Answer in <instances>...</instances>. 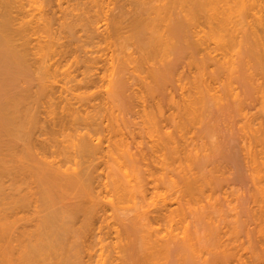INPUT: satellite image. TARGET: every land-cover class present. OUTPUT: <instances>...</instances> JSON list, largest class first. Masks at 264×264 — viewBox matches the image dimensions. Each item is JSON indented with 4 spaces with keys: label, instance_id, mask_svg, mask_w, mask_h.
Returning a JSON list of instances; mask_svg holds the SVG:
<instances>
[{
    "label": "rangeland",
    "instance_id": "rangeland-1",
    "mask_svg": "<svg viewBox=\"0 0 264 264\" xmlns=\"http://www.w3.org/2000/svg\"><path fill=\"white\" fill-rule=\"evenodd\" d=\"M4 1L5 0H2V1L0 0V4L3 3ZM55 1H56V3H55ZM65 1L66 0L63 1L64 3L62 2L64 5L63 7H65L66 4L68 6V2L67 1L65 2ZM117 1H121V0H117ZM122 1L124 2L125 0H122ZM138 1H139V3L144 2L143 0L142 1L138 0ZM238 1L239 0H188L187 3L189 5L186 4L188 7V10L186 9L184 11L185 12L184 15L187 13V18L184 15H182L183 19L181 18L183 25L185 22H187V25L185 24L184 27H188V29L187 28L185 29V30H188V32L187 31L185 32L186 33L185 38L187 37V41L184 44H185L186 48L183 46V49L186 50V51L183 50V54L185 55L184 60L186 63V64H184V65H186L184 68L186 70L183 69L182 71H184V72H182V73H185V74H183L184 76H178V77L182 78L181 82L179 81L180 83H176L178 79L176 81H174V83L170 84V85H172L169 87L170 90H169V88H167L166 91H168V93L165 94L164 92H166V91L164 90V92H162V96L158 95V92H159L158 90H156V91H158V92H156V91L152 90L154 88H151V90H150V87L146 86V84L149 81H151V79L147 80L148 78L147 79L145 78V81H147V83L144 82L143 79H141V78H144L141 75L145 76L146 72H147V71L145 72L143 69H147V67L149 68V66H147V64L150 66L152 64L151 63V57L153 54L149 56L148 53L145 54L144 51H146V50L144 48H141L142 50L143 49L144 50L143 51L140 50V52H137L136 48H135L134 49L135 54L132 55V53H134L133 52L134 50L132 49L133 46H131L130 44L135 45L136 43L132 39L128 38V35H127V34H129L127 32V31H129L128 26L126 27L128 30L124 27V29L126 31H123V27L122 28L120 27L122 29V32H121L122 34L120 32L119 33L122 36L120 34L119 35L117 34L116 37L114 36V37L108 39L112 42L107 43L108 42V40H107V41H104L102 43L101 42V41H103V40H101L102 36L99 37L100 36L99 33L104 31V30H100L102 28V26L104 27L102 29L106 28L104 26L105 25L104 23H106V21L104 22V20H103V23L102 22L100 23V21H97V24H94V25L92 22L93 21L92 17H94L93 15H96L97 11H101V8H99V7L96 8V6H94L98 10L93 9L94 8L93 7L92 9L94 11L89 10V11H91L90 12L91 14L87 13V15H85L84 10L81 9V12H84L85 16H88V14L90 15V16H88V18L90 17L92 19V20H89L92 22L91 27L93 26V28H97V29H99V31H101V32H99L98 30H95L97 34L94 35V37L92 39L95 41V42L92 41L95 43L94 44L86 36V35H89L90 39H91L92 32L94 31L91 27H89V29L93 30L90 33L91 35L88 33L87 30H86L87 34L85 33L86 31L83 33V30L81 31L82 33L78 32L79 26L81 24L77 26L78 28H74L75 32L77 31L79 33V36H81L80 38L77 37L78 36L77 32H76L77 35H75L74 30L72 31L73 33L68 31V33H66V35H65V32L62 33L63 31H61V29L63 28V26L61 27V25H59L61 23V22H59L60 19L62 21V18L65 19L66 16H68V17L70 16V18L68 20V22H69L72 16L68 15V13H69L68 11H67L68 13L66 12L67 15L65 14V12H64V14L59 12L62 15V17L60 16L59 13H57V16L59 19L57 17L55 19L59 20L58 21L59 24L57 25V21H55L56 23L53 22V24H52V21H53L52 20L50 26H52L51 28H53L55 25L60 26L59 28H57V26H55L56 28H54V30H55L54 32H55V34L60 32V34L62 33L64 35L61 34V36H56L57 35L56 34L55 37L63 38V36H64V38L61 39L62 41H60V42H65L66 49H68V47H72L71 49H76L75 51L74 50L71 51V49H68V50H70L68 52L71 53V57L73 56L72 54L74 52H75L74 55H76L77 57L79 56V58L81 60L79 64H81V62H83V60H84V59H81V58H84L83 57L84 53H81V54H79V53L84 52L86 49L89 48V47H87L89 45H86V39H87V42L89 41V43H87V44L92 43V44H90V46L92 48L94 47L95 50L92 49L91 47L90 48L92 50H94L95 53L98 55V56L94 57V54H95L94 53L93 58L99 57L100 54H101L100 56H102V55L104 56L105 52H107L106 53L107 55L105 54V56H108L109 53L111 54V53L115 52L114 48L117 49L119 44H120L119 51L116 52L115 54L119 55L121 53V51H123L122 52L124 54L123 57L128 58V59L125 58L124 60H128V62L132 61V64H134L132 66H135V68L132 66H129V67L137 69L136 67L140 68V66L142 64L143 67L141 66L140 69H142L143 70L142 72H144L145 74L141 73V75H139L140 74V73H138L140 71L139 68H138V70L133 69L134 72L132 74L131 73L132 69H130L131 71L127 74L128 78H129L128 82L131 83L132 81L134 82V80H135L136 83L134 82V84H133V82H132L131 85H133V86H130V87H132L133 89L129 87V90L131 89L133 91V93L135 92V94L133 95V93H132L133 97H131V95H130L131 99L129 98L127 103H126V100L123 101L122 102L123 104H121V105H120V103H121L120 101H119L120 103H118V102H116V100H114L115 103H113L114 102V101L112 102L113 99H110V98H109L110 101H108V99L105 97L104 94H103L104 95V97H103L101 93H98V91L100 90L98 87H97V89H96V87L90 88V89L89 88L86 89L84 87H83L84 88L83 89L81 87L82 89L78 88L79 90L77 88H76L77 89L76 90L74 87L76 92H74L75 96H74V94H73V96L76 98V96L78 95L77 97H79L80 99L78 98L79 100L78 99H72L71 100L72 95L69 96L67 93H69V91L71 92V90L72 91H74V90H73V88L71 90H69L67 88L71 87L73 84L72 85L70 84L71 86L69 85L66 87L65 83H64L66 81V78L61 76V78H59L60 81H62V83L59 81L60 85L59 84L58 85L54 84V86L49 85L50 88L52 87L54 90L56 88V90H55L56 92L58 90V86L61 87L58 90L60 92L56 93L51 88L50 90H53V93H54V94L53 93L51 94V93H49V92H51L49 90V88H47L45 86L47 84H44V87L42 86L43 84L37 85L40 87L39 88L40 92H38V88L37 89L35 88L37 86L33 87L36 92L35 91L28 92V93L35 92V94H33V93L30 94L32 96L33 100H32V98L30 99L31 96L28 93H26L27 95L25 98H27V100L24 98L25 100L22 99L20 101V102H22L24 100L25 102L23 101L22 104L18 105V102H19L18 101L17 104L15 103L16 105L14 104V107L16 109H19L17 107L21 106L22 109H24V110H21V107H20V109H19L20 111L13 108L14 109L13 113L10 112L11 113L10 114L8 112L9 115L12 116L11 119H14V120H11L12 122H8V124L15 122V119H17V117L19 118V116H20L23 118H20V120L18 119L19 122H17V120H16V122L19 123V125H16L17 123H15V125H13V124L8 125L7 122H5V124L2 125L1 122L7 121L8 118L5 115L6 113L5 114L0 113V127L2 126L0 128V131H1L0 132V136H1L0 137L1 138L0 139V141H1L0 142V158H1L0 166L2 165L0 167V181L3 180L0 183V185L2 184L0 186V190H1L0 191V197L2 196L0 199L1 200L5 199V200H3V203L0 200V210H2V211H0L1 212L0 214L2 215V216L0 215V264H25V263L26 264H39V263L40 264L41 263L42 264H46V263L54 264V262H55V264H62V263L63 264H66V263H68V264H73V263L74 264H106V263L109 264V262H111L110 264H113L114 262L116 264H264V199H261V201H260L261 203L258 204V206H256L248 214L241 215V216L237 215L234 212L228 211V209H227L228 203L224 202L223 199H220L221 202H219V203H217L216 200H212V205L207 206L206 211L200 212V214L198 213V216H197V214H195V211H196L195 209L198 208L201 204L203 205L205 202V197H204L205 193H203L204 192L203 189L205 188V187H203L204 183L203 182H199V183L195 182L192 184V183H190V181L188 180V177L186 176V173L190 172V169L192 168L191 166H193L192 155L194 153V146L192 145V141L196 140L195 139L196 138L195 137L196 136L195 126H193L194 125L193 121L195 119L193 118V116H202L203 114H204L203 116H241V115L242 116L243 115L244 116H247V115L253 116V119H255V120L251 123L252 126H250V127L253 129L254 135L256 133L258 134L257 130L258 129L260 130V128H262L260 126L261 124H263V127H264V44H262L263 40H264L263 39L264 38V27H263V25H264L263 24L264 23L263 22L264 21V0H252V1L251 0H249V1L248 0H244V1L241 0L245 4L242 2L239 4ZM38 2H39V5L42 4V1L38 0ZM53 2H54L55 7H56V4L58 1L53 0L52 3ZM123 2H120L121 5L118 4L119 6H121L123 8L120 7L121 8V9L119 8L120 11H119V9H117L116 13L119 14L118 12H120L119 15H121V13L123 12L122 14H124V16L126 13L127 18H126V16L122 17V18H124V19L126 18L125 21L127 22V19L130 20L129 17H131V20L134 23V21L140 17V16L139 17L137 16L136 19H134V17L137 14L140 15L139 14L140 10L138 7H139V5L141 6L142 3L141 4L138 3V6H137V5H134L137 3L136 0H134V2H132V0H127L124 2L125 4ZM33 3H35V2L33 1L32 4ZM52 3H49V5H51L52 7L51 6H49V8L47 7L49 10H50V8H55V7H53L54 4L52 5ZM131 3H134V4H131ZM44 4H45V0H44L42 5L44 6ZM127 4H129V5H127ZM39 5L37 4L36 6L39 7ZM126 5L131 7L132 9L135 7L134 8L135 11H139V13L132 10L134 13H131V14H133V16H131V14L129 12H132V11L129 7H127L128 9H130V10H128L129 11L128 12L126 7H125ZM130 5H132V6H130ZM133 5H134V7H133ZM146 5L147 4H145V5L143 4L142 6H145L147 8L151 7V5L150 6L149 5L146 6ZM45 6H48L47 3ZM0 7H1V5H0ZM136 7L138 9H136ZM80 8H81V6H80ZM124 8L126 9V11L122 10ZM2 9H0V11H2ZM48 9H46V7H45L46 11ZM55 9L57 10V8H55ZM92 12H94V13L96 12V14H94V13L92 14ZM127 12L130 14L129 17L127 15L128 14ZM100 13L102 14V12H100ZM116 13H114V14H116ZM73 14H76V13H73ZM147 14L152 15L150 12ZM147 14L144 16V18L147 16H148L147 18H149V15H147ZM64 15H65V17H64ZM119 15H117L118 16L117 19L120 18L121 16H123V15H121V16H119ZM74 17L76 18V16H73V18L71 19V22L73 19H75ZM101 17L103 18L102 15H101ZM151 17L149 19H151ZM258 17L262 19V22H263L262 24L259 23ZM81 18H83V16H81ZM149 19H148V22H149ZM185 19H186V21H185ZM75 20H77V19H75ZM131 20L128 21V22H130L129 26L131 25ZM183 20L185 22H183ZM71 22H69V24H71ZM84 22H85V20H84ZM91 22H89V26H90ZM94 22L96 23V20H94ZM98 22L102 26H100L98 24ZM126 22H124V20H123V23H126ZM128 22L126 24H123V23L122 24L127 25ZM62 23H64V22L62 21ZM82 24H83V22H82ZM257 24L259 25V27ZM161 25H165V22H164V24H161ZM161 25H160V27H161ZM65 26H66V24L64 25V27ZM67 26H69V25H67ZM95 26H97V27H95ZM119 26H121V25H119ZM80 27H83V26H80ZM51 28H50V31H51ZM86 28H88V27L86 26ZM161 28L163 29L165 27L162 26ZM81 29H85V27L81 28ZM56 30L58 32H56ZM65 30H67V29H65ZM118 30H119V28H118ZM154 30L156 31V29H154ZM157 30H160V28H157ZM69 32L71 33V35L69 34ZM89 32H90V30H89ZM117 32H115V34ZM161 32L162 31H160V33ZM53 33L52 34L49 33V34H51L50 36L53 37V35H54ZM105 33H106V31H105ZM112 33H113V30H112V32L111 31L109 32V35H111ZM148 33L149 32L147 30L146 34L149 35ZM68 34L71 36L70 38L73 40H71L68 37L69 36ZM72 34H74L75 36ZM102 34L103 33H101V35ZM115 34L113 33V35H115ZM123 34L126 36V38L123 36ZM150 34H151V32H150ZM58 35H59V33H58ZM97 35L99 37L98 38L99 40L96 38ZM188 35H189V37H188ZM66 36L68 37L69 41H66L67 40V39H65ZM72 36L74 38H72ZM82 37L85 39H83ZM120 37H122V38L119 39ZM146 37H149V36L144 35L145 40L142 39V41L144 40V43H146V42L149 43L148 40L146 41V39H148ZM150 37H149L150 39L153 38L152 35ZM79 39H80V41H78ZM82 39L85 41H83ZM118 39H119V41H118ZM76 40H77V42H74ZM129 40H130V42H129ZM98 41H100V43ZM125 41H127L128 43ZM131 42H134L135 44L131 43ZM97 43L102 44V45L106 44V45L100 46V45H97ZM66 44H69V46L67 45L68 46L67 47ZM112 44H113V47H112ZM94 45H96V47L99 46L98 48L102 49V50L104 49V51H102V50L96 51V47ZM126 45H128V46H126ZM81 46H83V47H81ZM125 46L127 48H125ZM129 46H130L131 50H130V48H128ZM135 46H137V45H135ZM146 46H147V48H146ZM146 46H143V47H145L147 49V52H150V54H151V50L148 51L149 46L148 45H146ZM84 47L86 48L85 50H84ZM78 48H79L80 52L78 51ZM150 48H153V47L150 46ZM80 49H82V50H80ZM91 49H88V52H89L88 57L90 55L92 56ZM109 49H111V51ZM139 49H137V50L139 51ZM90 51H91V54H90ZM124 51H126V52L124 53ZM128 51H130V52L132 51V52L128 53ZM155 51H157V50H155ZM98 52H101V53L98 54ZM143 52L145 55H143ZM153 52L154 51L152 49V53ZM237 52H238V54H237ZM125 54H126V56H125ZM136 54L137 55L139 54L138 57L136 56ZM80 55H82V56H80ZM127 55H129V56L132 55V56H130V58H134L136 60H134V61L130 60V58ZM134 55L136 58L133 57ZM147 55L150 57V59ZM154 55H156V54L154 53ZM157 55H158V53H157ZM120 56H118V57L123 58L122 54ZM146 56L148 59L146 58ZM139 57H140V59H139ZM156 57L153 56V59H152L153 63L155 62ZM85 58H87V57H85ZM74 59L77 60L76 57H73L72 60L70 59V63H72V61H74ZM142 59L144 62L142 61ZM147 60H150L151 64L148 63ZM70 63L66 68H63V69L66 70L70 66ZM233 63L236 65H234ZM76 64H78L77 61H76L75 65ZM75 65H74V67L71 68L72 70H70V71H74L75 67L78 68L81 66V65L80 66H78V65L75 66ZM229 67L232 68V70L235 69V67H236L237 72L233 71V73H231L230 72L231 69L229 70ZM247 70H248V72H247ZM148 71H149V69H148ZM135 72H136V75L138 74L137 76L140 78H137V76L134 74ZM251 72H252V74H254L253 76H252V74L249 76V74ZM245 73L249 77L252 76V78L249 79L250 83H248V80H247L248 76ZM76 74H78V72L72 73V75H76ZM134 77H135V79H134ZM178 77H176V78H178ZM253 77H255V78H253ZM252 79L253 80L255 79V82ZM67 81H68V78H67ZM237 83H239V85L241 87L240 89H242V92L239 90L240 91L239 97H237L238 95L234 96L238 92V91H236V88H237L236 86L238 85ZM173 84L176 86H174ZM66 85H68V83ZM143 85H144V88H143ZM151 86L154 87L153 85H151ZM145 87H146V90L149 88L151 96H152V93L153 94L155 92L157 93L156 97L155 96L152 97V98L155 97L156 99L155 98L152 99L150 97V95L148 93L149 90L145 91ZM172 87H174V88H172ZM34 89H31V90H34ZM62 89L64 91H65V89H66V91L68 90V92L65 93V95L68 96V99H67V97L63 96L64 91H62ZM42 90H45V92L43 91V93H41ZM47 90H49V91H47ZM90 90H92L91 91L92 93L89 92ZM230 90H232V91H230ZM94 91H96V93H98V95H100L102 98L99 99V96H97L98 99H97V97H94L95 99L89 98L90 95H92V94L94 95V93H95ZM47 92H48V94H47ZM144 92H147V93L145 94ZM232 92L235 94L231 95V94H233ZM44 93H46V95H44ZM85 93H87L88 95H86ZM163 93L165 95H163ZM49 94H51V96L53 95L52 98H54L55 100L52 99L51 97H50L51 100L44 99V96L47 97V96H49ZM60 94L63 97H59ZM159 94H160V92H159ZM28 95H29V97H27ZM96 95L97 94H95L94 96H96ZM154 95H156V94H154ZM83 96L84 97L86 96V97L84 98ZM34 97H35V99H34ZM47 98H49V97H47ZM65 98L67 99L66 101H65ZM31 100H32V102H31ZM53 100L55 102H53ZM100 100H102L103 102ZM61 101H62V103H61ZM30 102L35 103V104H31ZM108 102H109V104H108ZM117 103H118V105L114 106V104L116 105ZM24 104H25V106H24ZM71 104H73V105H71ZM103 104L108 108H106ZM22 105L24 106V108ZM109 105H110V107H109ZM112 106L115 107V109H117V108L120 109V111L119 110L114 111V109H112ZM97 107H98V109H97ZM101 107H103V108L101 109ZM31 108L32 109L35 108V109H33L34 111H32ZM78 108H80V109H78ZM36 109H37V111H36ZM100 109L103 111H100ZM121 109L123 111H121ZM25 110H28V111H26V112H28V114L25 112ZM93 110H95V111H93ZM105 110H107V111H105ZM112 110L115 112V113H113V114H115L114 118H113V116H111L112 113H110V112H113ZM240 110H242V111L244 110V111L240 112ZM21 111H22V113H20ZM69 111H71L70 114L74 113L72 118H69V117H71V115L70 116L68 115ZM86 111L89 113V115H91L90 117H92V118L94 117L93 120H95V119L98 120L95 122H100V123L99 124L93 123V121H91L92 119L88 116V113H86ZM89 111L90 112L93 111L95 113L91 112L92 113L91 114ZM118 111L120 114L118 113ZM76 112H79L81 114L76 113ZM99 112H101L103 117L99 114ZM104 112H105V114H104ZM106 112H108V113H106ZM244 112H245V114H242ZM25 113L28 117L25 116ZM75 113L79 114L80 117L77 118L78 117L77 116V117H75L77 119H74ZM109 113H110V115H109ZM121 113H122V116H121ZM246 113H247V115H246ZM1 114H3L4 116ZM18 114H22L23 116L18 115ZM116 114H117V116H116ZM9 115H8V117H9ZM14 115H15V118H14ZM31 115H32V117H31ZM81 115L83 116V118L87 116L88 119H85V120L83 119V121L80 120L79 122H77L80 118H82ZM96 116H99V119ZM109 116H111L112 118H110ZM118 116H119V120H118V118L115 119V117H118ZM2 117L3 118L5 117L7 119L3 120ZM108 117H109V119H108ZM26 118H27V120L29 118V120L27 121ZM69 119H71V120H69ZM101 119H103L102 122H101ZM110 119H112L113 122H111ZM114 119L116 121H114ZM22 120H24V121H22ZM45 121H46V123H45ZM81 121L87 122V123H84L85 126L80 125L82 123ZM40 122H41V124H39ZM261 122H263V123H261ZM20 123L21 124L25 123L24 124L25 126L21 125ZM33 123H34V125H33ZM88 123L91 126H89ZM74 124H76V125H74ZM101 124H102V126H100ZM5 125L9 126V127L16 126L15 128H17V131L19 130L18 132H20L19 135H18V133H16L17 135H14V133L16 131L15 132L13 131L14 132L13 133L11 131L12 128H9V127L7 128ZM11 125H13V126H11ZM35 125L37 127H35ZM93 125H94V127H93ZM20 126H22L23 128ZM26 126H28V127H26ZM45 126H46V128H45ZM33 127L35 129H33ZM39 127L40 128L43 127V128L40 129ZM5 128L7 129L6 131H5ZM15 128H14V130H15ZM25 129L28 131V132L25 131L28 134H26L24 131H22ZM8 130L11 131V135L16 139H14L10 135ZM34 130L37 132H34ZM246 130L248 132H246ZM246 130H244V136L248 135L249 137H251L250 135H253V132H250L249 129H246ZM42 131H44V132H42ZM205 131H203V132H205ZM209 131H211V130L209 129ZM209 131H208V133H209ZM41 132L43 135L41 134ZM8 133H9V135H8ZM208 133L206 132V133H204V135L208 134ZM4 134L6 135V138H5ZM24 134H25V136H23ZM235 134L237 135V137H240L243 134V132L237 131ZM7 135H8V138H7ZM19 136H21L22 139ZM26 136H30L31 139L29 137L26 138ZM88 138L89 139L91 138L89 140L90 142L89 141L87 142ZM8 139L10 140V143H9V141H7ZM28 139H29V141L27 142ZM213 139H215V138H213ZM16 140H17V142H19V144H17ZM22 140L23 141L26 140V141L21 142ZM83 140H84V142L85 141L86 142L84 143ZM212 140L210 138L209 141H212ZM213 141H215V140H213ZM39 142H41V143H39ZM42 142L44 144H42ZM1 143L2 144L7 143V144H5L7 146L2 145ZM11 143H12V146L14 145V148L17 147V149L13 148L16 151L18 150L17 152H15L14 150L10 151L12 149V146L10 145ZM45 143L47 145H45ZM26 144H28L27 148L25 146ZM48 144H49V148H47ZM84 144H86V145L90 144V146L93 144L92 147H94L95 149L93 148L92 149L93 152H90L91 147H90V149L88 147L89 145L86 147H83V146H85ZM97 144H100L101 148H99L100 146L98 147ZM123 144H125V146H123ZM15 145H17V146L15 147ZM77 145H79V146H77ZM81 145H83V146H81ZM3 146H5L6 149L8 146H11V147H9V149H7L8 150L7 151L6 149L2 148ZM22 146H25L24 147L25 149H23ZM29 146H30V148H29ZM31 146L34 147L33 149H35V150H33ZM44 147H46V149H48V150H46ZM87 147L89 150L86 149ZM96 147H98L99 149H97ZM123 147L127 148L126 150H124V152L122 151V149H124ZM41 148H43V149H41ZM83 149H85V150H83ZM120 149L124 154H122V152H120ZM1 150H3V152L6 151V152H10V153L9 154L4 153L5 155L8 154L7 156H5ZM30 150H32V151H30ZM41 150L42 151L45 150V151L42 152ZM95 150H97V151L101 150V151H103V153L101 154L100 151L96 152ZM114 150L116 151V153ZM251 150L253 152H255V154H256V157H255L256 167L253 169V175L257 176L256 178H258L257 181L260 183V185H264V164H263L264 146L261 144L255 143L252 146ZM22 151H25V153H27V155ZM39 151L42 152V154H44V155L40 154ZM80 151H82V152H80ZM83 151H84V153H83ZM20 152H21V155H20ZM32 152H34L35 154ZM37 152H39V154ZM107 152L108 153L111 152V153L107 154ZM128 152H129V155H126ZM11 153H13L15 155L13 156V154H11ZM92 153H94V154H92ZM120 153L123 155V157L121 156ZM23 154L25 155L24 156L25 159L27 158L26 160H23V158H24L22 156ZM110 154L113 155L116 159H118L117 162H116V159L113 158ZM16 155L18 157H16ZM82 155L84 158L82 157ZM116 155H117V157H116ZM46 156H49L48 157L49 160L47 159ZM85 156H86L87 160H89V161L86 160ZM110 156L115 160L113 161V159H111ZM127 156L128 157L130 156V157L128 158ZM3 157H5V158H3ZM9 157H11L10 160H12V161H10L8 159ZM14 157H15V159L20 158L19 161L14 160ZM90 157H92V158L90 159ZM28 158H30V159L28 160ZM38 158H40V159H38ZM122 158H124V159H122ZM45 159H46V161H45ZM125 159H127V162L124 161ZM51 160L52 161L54 160L52 162V164L48 163V162H51ZM92 160H93V162H92ZM95 160H96V162L99 163V164L97 163L99 165V167L96 165ZM8 161H9V164L11 165L10 167L8 166L7 163H6L7 165L4 164L5 162H8ZM14 161H16V162H14ZM36 161L38 162V165H37ZM80 161L82 162L81 164H80ZM119 161L121 164L119 163ZM217 161H216L217 165L220 166L219 167L220 169L221 168L225 169L228 166V162L226 163V161L222 158L221 159L218 158ZM13 162L15 163V165L12 164ZM54 162H55V164H54ZM83 162L86 164H84ZM87 162L88 163L90 162L89 164L91 166H93L95 164L94 166H97V167L91 168L90 165L85 166L88 164ZM17 163H18V165H17ZM24 163L26 166L24 165ZM45 163H48L50 165V168H52L53 170H54V168H55V170L57 169L58 172H59V169H60V172L63 171L64 173H68V175L70 172H72V173H70L71 175L66 176V177L70 178L69 180L71 182L74 180V177L76 176L75 173H77L79 175V171H81L80 177H82L84 175L86 178V181L84 180L85 178L83 176L84 179L79 178L81 180V182L79 181L78 183L81 184L83 181H85L87 183L83 182V184H81V185H79L78 183H77V185L74 183L73 184L78 186L79 191H81L80 189H82V191L85 190L83 193L80 192L81 194H84L83 196H85V197L80 196L81 194L79 193V191L77 192L75 190L77 193H79L80 198H79L78 194L76 193L77 197L72 196V197H74V199H72V197L68 195V194L71 195L70 191L72 190L71 189L72 187H69L67 184L68 181H66V180H68V179H65L64 174L59 172L60 174H63V179L60 178L63 181L58 180L60 177V174L50 170V172H53L52 174L55 173L56 177H58V179H57V178H55V175L53 176L54 177L53 180L56 179L55 181H57V183L54 181V183H52V184L59 185L61 183L62 186L64 185V187H65L63 189L61 184L59 185V186H61V191H62L61 192L59 189L60 187L58 188L59 191H56L57 186L53 185L56 188V190L55 189L54 190L59 193V196L62 195V198L60 197L61 200H59V201L61 202L62 200H64V197L66 200V201L64 200L65 202L62 201V203L59 202V205H58L57 201L59 198L57 199V196L54 198V195H57V193L54 190H52L53 188H49L52 186V185H50L51 182L49 183V181L53 177H51L52 175H50L51 173L49 172V169H48V171H46L47 168L49 167V165L48 164L45 165ZM117 163H119V165ZM3 164H4V166H3ZM127 164L129 167H127ZM212 164H213L212 167H214V165H215L214 162ZM12 165H13V167L14 166H16V167L12 168ZM39 165H42L41 166L42 169H43V165H44L45 169L43 170V172L41 171L42 169L40 168ZM58 165H60V167ZM80 165L82 167H80ZM120 165H122V166L119 167ZM17 166H20V167L18 168ZM37 166H38L39 170H38ZM57 166H58V168H57ZM27 167H28V169H27ZM30 167H31V169H30ZM71 167L72 168L76 167L75 171H74V169L71 170L72 169ZM78 167L80 170L78 169ZM83 167H84V169H83ZM89 167H90V169H89ZM4 168L5 169L8 168V170L6 169L4 171ZM21 168L23 169V172L21 170H19ZM33 168H34V170H33ZM122 168L125 171H123ZM11 169H13V170H11ZM15 169H17V170H15ZM65 169H66V171H65ZM82 169H83V172L85 174L82 172ZM88 169L90 170V172L92 170L93 171L95 170L94 172L92 171L93 176H94L93 179H92V174H90L91 176H89V178L87 177L88 174L86 172L89 171ZM2 170L5 173L2 172ZM25 170L28 172V174H27V172H25ZM31 170H33V171L31 172ZM67 170L68 171L71 170V171L68 172ZM7 171H9V172H7ZM10 171H14V172H10ZM15 171H16V174H13V173H15ZM18 171H20L21 173ZM126 171H128V172H126ZM6 172H7V174H6ZM47 172H49L50 174H46ZM19 173H20V176H19ZM22 173H25L26 175L22 174ZM36 173H37V175H36ZM125 173L129 174L128 177ZM1 174H3V175L6 174V176H3ZM217 174H219V173H216V175ZM21 175H22V177H21ZM47 175H50L51 178H48L49 176L47 177ZM15 176H16V178H15ZM45 176L47 178H44ZM12 177H14L13 178L14 180L12 179ZM25 177H27L28 179ZM22 178H24V180ZM42 178L44 179V181ZM41 179L44 182V184L47 186V188H49L50 190L44 188L46 186L44 184H42L43 182L41 181ZM75 179H78V176ZM82 179H83V181H82ZM21 180H23V182ZM126 180H128V181H126ZM27 181H29V182H27ZM35 181H36V183H35ZM45 181H46V183L48 182V184H46ZM129 181H130V186L128 185ZM37 182H38V184L40 183L39 184L40 186L38 185L39 187L38 186L36 187ZM12 183H13V185H12ZM221 183L223 185H227V181H225V180L220 182V185H221ZM65 184L67 186H65ZM118 184H119V186H121V188H119V189H117L119 187ZM125 184L128 185L129 188L128 187L126 188ZM69 185H72V183L71 184L69 183ZM82 185L84 186V189L82 188L83 187ZM76 186L73 188V190L77 188ZM88 186H89V188H88ZM13 187L16 190V192L19 191V194H18V192L16 194ZM66 187H68L67 188L68 190L66 189ZM10 188H12L14 190L13 191L14 194L12 192V189H10ZM39 188H40V190L43 188L44 191H45V189L48 191H45V192L42 190L40 191ZM9 189L11 190L10 192L8 191ZM65 189H66V193L69 192L66 196L64 194ZM115 189L118 190L117 192H119V190H121V189H123V191L126 189V191L123 193V192H121L122 191L121 190L120 191L121 193H117ZM36 190H37V192H33ZM73 190L71 191L72 194L75 192ZM50 191L53 195L48 194V193H50ZM23 192H25L26 194L28 193V194L26 195ZM42 192L47 193L48 195H46V194L43 195ZM60 192L62 194H60ZM31 193H32V195H31ZM3 194H5V196ZM38 194H40L41 197H43V198H41V197L39 198ZM76 194L74 193V195H76ZM6 195H8V196H6ZM9 196L12 198L14 197L16 200L14 198L10 199ZM27 196L30 197V199L32 197V200L30 201L29 198L26 199ZM47 196H49V197H47ZM51 196L54 198L53 201L51 199ZM68 196L70 198L66 199ZM19 197L20 198L22 197V198L20 199ZM45 198H46V200L51 199L50 201H52V204L50 203V201H48V200L46 201L48 204H51L52 208L54 207L53 208L54 211H53L51 206L50 207L48 206L49 207L48 210L50 211V208H51V211L53 212V214L51 212L52 216L55 215V218H57V216L59 217V215L61 213H59L60 211H58V210H60L62 208V210H65V212L61 211V212H63V214L64 213L67 214L68 211H69L68 214L71 213L70 214L71 216L68 214L67 215L70 217L71 220L70 219L69 220L73 223V225H72V223H69L70 221L68 219H66V217H68V216L64 217V215L62 214V216L65 219L61 216H60L61 219L57 218L58 221L54 218H53L54 220H52V218H50L52 220L51 222H53V223L56 220L55 222L59 224L57 226H60L62 224V226H61L62 228L56 229L57 226H54L53 223H50L51 225L47 227L46 222L49 219H47V221H46L45 220L46 218L44 215L48 213L47 214V216H48L50 213H49V211L47 212V209H46V211L44 209L45 206H47V204L45 202ZM76 198L79 202L82 200L83 203L80 202V204H81L80 205L79 203H77L78 201L75 202L74 200H76ZM263 198H264V196H263ZM70 199H72V200H70ZM37 200H39V201H37ZM12 201L15 204L11 203ZM42 201H43V203H42ZM54 201L57 202L58 206L53 205L55 203ZM68 201H71V202L73 201L72 203L75 202L73 205L70 202L73 207H71L70 205L68 208L63 206V205H65V203L69 204ZM89 201L93 202V203H91L89 205ZM200 201H201V203H200ZM28 202L29 203L32 202V203L29 204ZM87 202H88V204H87ZM41 203L43 205H45V204L46 205L44 207H42ZM10 204H11V206H10ZM18 204L21 205V207L23 209L20 206H18ZM38 204H40V206H38ZM68 204L66 206H68ZM22 205H24V206H22ZM31 205H33V206H31ZM12 206H13V208L11 209ZM25 206H29L30 208H32V207H35V208L34 209L32 208L31 210H29L28 209L29 207H25ZM85 206H87V207H85ZM95 206H96V208H95ZM39 207H41L42 211H39V209H40ZM55 207H57V209H58L57 212L55 210L56 209ZM63 207H65L67 209H65V208L63 209ZM88 207L90 208L89 210L86 209ZM17 208H18V210H17ZM74 208H77V209H75V212H74ZM81 208H84V209L82 210ZM6 210H8V211H6ZM33 210H35V213ZM76 211H78V212H76ZM86 211L89 212V215L85 214ZM90 211H92V212H90ZM45 212H47V213H45ZM55 212L59 213V215L54 214ZM80 212H82V214ZM88 212H86V213H88ZM23 213H25V214H23ZM31 213L35 214V216ZM39 213L42 214L43 216L42 215L39 216L40 215ZM77 213L79 215H77ZM72 215H73V217H72ZM49 216L52 217L51 215H49ZM195 217L196 218L202 217V224L200 226H195V224H194V218ZM35 218L37 219V221ZM40 218L41 219L45 218V219H44V221L42 220V222H41ZM5 219L7 220V222ZM38 219H39V222H38ZM59 219H60V221H59ZM62 219L64 220V223L65 222L67 223V221H69L68 222L69 225L71 224L69 228H73L75 230L77 228V230L75 231L73 229H69L70 230L69 231L67 229V227L69 225L67 226L66 223L63 224ZM17 221L20 223H18ZM22 221L23 222L26 221L27 224L23 223ZM89 222H91V223H89ZM37 223H39V224H37ZM40 223H43V225L47 228H49V227L54 228L53 229L54 233L51 230V232L53 233L51 235V238H50L51 241L49 240V238H47L48 239L47 241H49L48 244H50L51 247H50V245L45 244L47 242L46 237L50 235V233H49L50 229L47 230V228H46L47 233H49V235H48L47 233L44 232V231H46L45 227L43 228V225L41 226ZM88 224H90V225H88ZM91 224L93 225V227L91 226ZM39 225L42 228L40 227V229H39ZM63 225L66 228L65 227L63 228ZM37 226H38V228H37ZM87 227H88V230H87ZM61 229H62V233H65V229H67V231H68V233L67 232L66 233L69 234L68 235L69 237L65 238L66 241L63 238L64 234L62 235L60 232ZM79 229H80V232H78ZM71 230H72V232H71ZM73 231L78 233V234L75 233L76 234V238L74 237L75 239L73 238V236H75ZM57 232H59L62 237L59 236L60 234L58 235ZM32 234L35 237L32 236ZM81 234H82V236H80ZM7 235H8V237H7ZM38 235L39 236L44 235L46 237H44L45 238L44 239V238H42L43 236L39 237ZM57 235L59 236L58 237L59 239L61 237L65 241V242L62 241V239L61 240L57 239L58 241L55 240V242L61 241L60 243H62V244L58 243L60 248L57 246H54L55 242L53 239H55V237H57ZM64 236H67V235L65 234ZM78 236H80V237H78ZM26 237H28V239ZM38 237L41 239V240H39V243L37 241ZM77 237H78V241L76 240ZM29 238H31V239H29ZM24 239H25V241H24ZM42 239L45 240V242L43 244L41 241H44V240H42ZM67 239L70 243L67 242ZM70 239H73L75 241V244H73L74 242L71 243L72 240H70ZM28 240H30V241H28ZM34 241L35 242L37 241L36 245H35ZM40 242H41V245H43L41 247L39 245ZM32 244H34V246H35V248H34L35 251H33L32 250L33 248H31V247H33ZM37 244L39 245V247H37ZM71 245H74V248H73L74 250L72 249L73 246H71ZM44 246H45V249L43 248L42 253H40L39 251ZM52 246H53V248H52ZM47 247H48V249H51V250L53 249V250L52 251L48 250V249L46 250ZM22 248H23V250H22ZM38 248L39 249L41 248V249L39 250ZM57 248H58V250H57ZM70 249H72V250H70ZM32 251H33V253H32ZM56 251H58V252L55 253ZM46 252L47 253L49 252V254H46ZM76 252L78 253V255H76L77 254ZM29 253H30V255H29ZM68 253H72V254H70L71 256ZM42 254H44V255L46 254V256L43 255V257H42ZM73 254L75 256H73ZM79 255L82 257L80 258ZM23 256H25V257H23ZM26 257H29V258H26ZM72 257H74V258H72ZM50 258H52V259H50ZM31 259H32V261H31ZM61 259H62V261H60ZM68 261H70L71 263H69ZM73 261H75V262H73ZM20 262H22V263H20Z\"/></svg>",
    "mask_w": 264,
    "mask_h": 264
},
{
    "label": "bare ground",
    "instance_id": "bare-ground-1",
    "mask_svg": "<svg viewBox=\"0 0 264 264\" xmlns=\"http://www.w3.org/2000/svg\"><path fill=\"white\" fill-rule=\"evenodd\" d=\"M2 1V0H1ZM35 2V3H33L32 4V2ZM39 1H42V4H43V2H44V0H39ZM52 1L53 0H45V4H44V6L41 4V5H39V2H38V0L36 1V0H5L3 3H1L0 5H1V7H0V9H2V11H0V113H6L5 115L7 116V118H3V120L5 119H7V121H4V122H1L2 123V125L3 124H5V122H7V124H8V122H12L11 120H14V119H11L12 118V116H10L9 115V113L11 112V113H13V108H15L14 107V104L16 103L17 104V102H18V105L19 104H22L23 103V101L26 99L27 100V98H25L26 97V93H28V92H30V91H35V89L33 88V87H35V86H37V85H42L43 87H44V84H47V85H45L47 88H49V90L52 88H50V86L49 85H53L54 86V84H56V85H58L60 82L62 83V81H60V79L59 78H61V76L62 77H64V78H66V81L64 82L65 83V86L67 87V86H69L70 84L72 85H70L71 87H68L67 89H69V90H71L72 88H73V90L74 91H72L71 90V92L69 91V93H67L68 92V90L66 91V89H65V91L62 89V91H64V97H67V99H68V96H66L65 95V93H67L69 96L70 95H72V98H71V100L72 99H78L79 97H77L76 96V98L74 97L75 96V93L74 92H76L75 91V89L77 88H80V89H82L83 87L84 88H95L96 87V89H97V87L100 89L99 91H98V93H101L102 94V96L104 97V95H105V97L108 99V101H110L109 100V98L110 99H113L112 100V102L114 101V100H116V102H118V103H120V105L121 104H123L122 102L123 101H125L126 100V103L128 102V100H129V98L131 99V97H133V95L135 94V92L133 93V91L130 89L129 90V87L130 86H133V85H131V83L133 82H131V83H129L128 82V80H129V78H128V76H127V74L131 71L130 69H132V71H131V73L133 74V69L135 68V66H132V65H134V64H132V61L131 62H128V60H124L125 58L126 59H128L127 57H123L124 56V54L122 53L123 51H121V53L119 54V55H116L115 53L116 52H118L119 51V46H120V44H119V46H118V50L117 49H115L114 48V50H115V52H113V53H109V55L108 56H105V54L107 53V52H105L104 53V56L102 55V56H100L101 54V52L102 51H104V49L102 50V49H99L98 47H96V45H94L95 47H96V51H100V50H102L101 52H98V54H100L99 55V57H96V58H93V54L95 53V49H94V47L92 48L91 46H90V44H92V43H94L95 41L94 40H92L93 39V37H94V35H96L97 33H96V31L95 30H98L99 31V29H97V28H93V26L91 27V25H92V22H93V25L94 24H97V21H100V23L102 22L103 23V20H104V22L106 21V23H104L103 25L106 27L105 29H102V28H104L99 22H98V24L100 25V26H102V28L100 29V30H104V31H99V32H101V33H103L102 35H101V33H99V37H101L102 39L101 40H103V41H101L102 43L104 42V41H107L108 39H110V38H112V37H116L117 36V34L119 35L121 32H122V27H123V31H126L125 29H124V27L126 28L127 26L129 27V31H127L129 34H127L128 35V38L129 39H132L134 42H131V43H134L135 45H137V46H135V45H133V44H130L131 46H133L132 47V49L134 50L135 48H136V51L137 52H140V50L141 51H143L144 49L146 50V51H144L145 52V54H149V56L150 55H152V57H151V63H150V60H147L148 61V63H150L151 64V66L150 65H148L147 63V66H149V68L147 67V69H143L145 72H146V75L144 76V75H141V73H143V74H145L144 72H142L143 70L142 69H140L141 68V66L143 67V65L141 64V66H140V68L139 67H136L137 69H134V70H138V68H139V72L138 73H140L139 75H141V76H143L144 78H141V79H143L144 80V82H146L147 83V81H145V78L147 79V80H149V79H151V81H149L147 84H146V86L147 87H150V90H151V88H154V89H152V90H154V91H156V90H158L159 92H160V94H159V92L158 91H156V92H158V95H161L162 96V92H164V90L166 91L167 90V88H169L170 86H172V85H170V84H172V83H174V81H176L177 79V82L176 83H180L181 82V80H182V78L181 77H178V76H184L183 74H185V73H182V72H184V71H182L183 69L184 70H186L184 67L186 66V65H184V64H186L185 63V55L183 54V50H185V49H183V46L185 47V42L187 41V37L185 38V32L187 31L188 32V30H185L186 28L188 29V27H184V25L186 24L187 25V22H185L186 21V19H185V21L183 20V22H185L184 23V25H183V23H182V20H181V18H182V15H184V11L187 9L188 10V7H187V5H189L187 2H188V0H143L144 2L142 3L141 1V3H142V5L144 4H147L146 6H150L151 5V7H149V8H147V7H145V6H140L139 5V10H140V13H139V11H135V7H134V5H137L138 6V3H139V1L138 0H136V4H134V3H131V4H134L133 5V9L131 8V7H129V6H127V5H129V4H127L125 7H126V9H127V11L128 10H130L131 9V11L132 10H134L135 12H137V13H139L140 15H134L135 17H134V19H136V17L138 16H140L139 18H137L135 21H134V23L132 22V20H131V17H129L130 16V14L131 13H134L133 11L132 12H127L128 14V17L130 18V20H131V25L129 26V24H130V22H128V21H130L129 19H127V22H128V24L127 25H123V24H126L127 22L125 21V19L127 18V16H126V13H125V16H126V18L124 19V18H122V17H125L124 16V14H122L121 13V15H123V16H121V15H119L120 14V12H118L119 14H117L116 13V10L117 9H119L121 6H119L118 4H120V2H123L122 0L121 1H117V0H66L67 2H68V6H67V4H66V6L65 7H63L64 5H63V1L64 0H57L58 2H57V4H56V7H55V4H54V2L52 3ZM65 1V2H66ZM125 1H127V0H125ZM124 1V2H125ZM244 1V0H243ZM249 1V0H248ZM252 1V0H251ZM63 2V3H62ZM76 2V3H75ZM123 2V3H124ZM132 2H134V0H132ZM242 1L241 0H239L238 1V3L240 4ZM39 5V7L38 6H36L37 4ZM46 3H47V5L48 6H45L46 5ZM49 3H52V5L54 4V6L53 7H55V8H57V10L55 9V8H50V10L48 9L49 8V6H51V5H49ZM55 3H56V1H55ZM141 3H139V4H141ZM242 3H244V2H242ZM125 4V3H124ZM187 4V5H186ZM245 4V3H244ZM121 5V4H120ZM243 5V4H242ZM34 6V7H33ZM80 6H81V8H80ZM94 6H96V8L97 7H99V8H101V11H97V14H96V12L94 13V12H92V14L94 13V14H96V15H93L94 17H92V19H93V21L91 22V21H89V20H92L90 17L88 18V16H90L89 14H88V16H85V15H87V13H90L91 11H94L93 9H96ZM118 6V7H117ZM130 6H132V5H130ZM187 8H186V7ZM241 6V5H240ZM36 7V8H35ZM45 7H46V9H48L47 11L45 10ZM48 7V8H47ZM52 7V6H51ZM94 7V8H93ZM127 7H129L130 9H128ZM34 8V9H33ZM93 8V9H92ZM121 8H123V7H121ZM120 8V9H121ZM137 7H136V9H138ZM54 9V10H53ZM81 9H83L84 10V12H85V15H84V12H81ZM120 9H119V11H120ZM126 9L124 8V9H122V10H124V11H126ZM82 10V11H83ZM89 10H91V11H89ZM96 10H98V9H96ZM100 10V9H99ZM70 13H68V12ZM87 11V12H86ZM63 13L64 14V12H65V14L67 15V13H68V15H71L72 17H71V19L73 18V16H76V18L75 19H77V20H75V19H73L72 20V22H71V19H70V21L69 22H71V24H69V22H68V20H69V18H70V16L68 17V16H66V20L64 19V18H62V21L64 22V23H62V21H61V19H60V21L58 20L59 18H58V16H57V13ZM67 12V13H66ZM81 12V13H80ZM100 12H102V14L100 13ZM151 13L152 15H149V14H147V13ZM188 12V11H187ZM59 13V14H60ZM73 13H76V14H73ZM114 13H116L117 15H119V16H121L120 18H118L117 19V15L116 14H114ZM91 14V13H90ZM136 14V13H135ZM149 15V18L151 17V19H149V18H147V17H145L144 18V16L145 15ZM101 15L103 16V18L101 17ZM60 16L62 17V15L60 14ZM59 16V17H60ZM80 16V17H79ZM81 16H83V18H81ZM85 16V17H84ZM131 16H133V14H131ZM186 18H187V13L184 15ZM58 18L57 20L55 19V18ZM64 17H65V15H64ZM78 17V18H77ZM259 18V17H258ZM263 18V17H262ZM55 19V20H54ZM66 21H64V20ZM81 19V20H80ZM85 20V22H84V20ZM148 19H149V22H148ZM183 19V18H182ZM53 20V21H52ZM94 20H96V23L94 22ZM123 20H124V22H126V23H123ZM51 21H52V24H53V22L54 23H56L55 21H57V25L59 24L58 23V21L59 22H61L59 25H61V27L63 26V30L61 29V31H63L62 33H64L65 32V35H66V33H68V31H70L71 33H73L72 31L74 30V28H78L77 26L78 25H80V26H83V27H80L79 26V30H78V32H80V33H82L81 31L83 30V33L87 30L88 31V33L90 34L91 33V31H93L92 32V36H91V39H90V36L89 35H86L88 38H89V40L92 42V41H94V42H92V43H90V44H87V43H89V41L87 42V39H86V45H89V46H87V47H89L88 49H94V50H92L91 49V51H92V56L90 55L91 54V51H90V56L88 57V49H86L85 47H84V52H80L79 51V48H78V51L80 52L79 54H81V53H84L83 55V57L84 58H81V59H84L83 60V62H81V64H79L80 63V58H79V56L77 57L76 55H74V53L72 54L73 56L71 57V53L70 52H68V51H70V50H68V49H71L72 47H68L69 46V44H66V46L68 47V49H66V47H65V42H60V41H62L61 39H63L64 38V36H63V38H57V37H55V35L56 36H61V34H60V32H58L57 30H56V32H58L59 33V35H58V33H56L55 34V30H54V28H56L55 26H57V25H53L54 27L53 28H51L52 26H50V24H51ZM74 21V22H73ZM83 22V24H82V22ZM87 21V22H86ZM91 22L90 23V26H89V22ZM164 22H165V25H161V24H164ZM264 22V21H263ZM262 22V19L261 18H259V23L260 24H262L263 23ZM87 25H86V24ZM123 23V24H122ZM133 23V24H132ZM258 23V24H259ZM66 24V28L64 27V25ZM85 24V25H84ZM257 24V25H258ZM264 24V23H263ZM67 25H69V26H67ZM119 25H121V26H119ZM160 25H161V27L163 26V27H165V28H161L160 27ZM86 26L88 27V28H86ZM119 26V27H118ZM261 26V25H260ZM60 26H57V28H59ZM85 27V29H81V28H84ZM89 27H91L93 30H91V29H89ZM95 27H97V26H95ZM99 27V26H98ZM121 27V28H120ZM258 27H259V25H258ZM262 27V26H261ZM263 27H264V25H263ZM50 28H51V31H50ZM100 28V27H99ZM118 28H119V30H118ZM157 28H160V30H157ZM65 29H67V30H65ZM81 29V30H80ZM110 29V30H109ZM117 29V30H116ZM127 29V28H126ZM154 29H156V31L154 30ZM162 29V30H161ZM60 30V29H59ZM89 30H90V32H89ZM109 30V31H108ZM112 30H113V33L115 34V32H117L115 35H113V33L111 34V35H109V32L111 31L112 32ZM116 30V31H115ZM121 30V31H120ZM128 30V29H127ZM148 30V34L149 35H147L146 34V31ZM150 30V31H149ZM87 31L85 32L86 34H87ZM105 31H106V33H105ZM108 31V32H107ZM159 31V32H158ZM160 31H162L161 33H160ZM54 32V33H53ZM69 32V34L71 35V33ZM77 32V31H76ZM76 32H75V30H74V33H75V35H77L78 34V36L77 37H81V36H79V33L77 32V34H76ZM95 32V33H94ZM120 32V33H119ZM150 32H151V34H150ZM49 33H53L54 35H53V37L52 36H50L51 34H49ZM46 34V35H45ZM68 34V35H69ZM122 34V33H121ZM120 34V35H121ZM62 35H64V34H62ZM68 36L69 38L71 37V36ZM72 35H74V34H72ZM74 35V36H75ZM84 35V34H83ZM91 35V34H90ZM144 35L145 36H151L152 35V39H150L149 37H146V38H148V39H146V41L148 40L149 41V43H147L146 41V43H144V40H145V38H144ZM85 36V37H86ZM111 36V37H110ZM122 36V35H121ZM123 36L126 38V36L123 34ZM67 37V36H66ZM65 37V39H67L66 41H69V39H68V37L66 38ZM76 37V38H77ZM98 37V35L96 36V38L98 39L99 38ZM188 37H189V35H188ZM72 38H74L73 36H72ZM83 38V37H82ZM122 37H120L119 39H121ZM263 38V37H262ZM71 39V38H70ZM78 39V38H77ZM83 39H85V38H83ZM82 39V40H83ZM95 39V38H94ZM119 39H118V41H119ZM142 39H144L143 41H142ZM264 39V38H263ZM262 39V40H263ZM71 40H73V39H71ZM99 40V39H98ZM112 40V39H111ZM131 40V41H132ZM78 41H80V39L78 40ZM83 41H85V40H83ZM97 41V40H96ZM121 41V40H120ZM261 41V40H260ZM74 42H77V40L76 41H74ZM99 43H100V41H98ZM109 42H112V41H110V40H108V42L107 43H109ZM115 42V41H114ZM125 42H127V41H125ZM129 42H130V40H129ZM84 43V42H83ZM128 43V42H127ZM262 43V42H261ZM95 44V43H94ZM262 44H264V40H263V43ZM84 45V44H83ZM97 45H100V46H103L102 44H98L97 43ZM106 45V44H105ZM104 45V46H105ZM111 45V44H110ZM115 45V44H114ZM146 45H148L149 47H148V51H150L151 50V54H150V52H147V46ZM77 46V45H76ZM108 46V45H107ZM126 46H128V45H126ZM125 46V48H127ZM135 46V47H134ZM143 46H146V48L145 47H143ZM150 46L151 47H153V48H150ZM155 46V47H154ZM78 47V46H77ZM81 47H83V46H81ZM91 47V48H90ZM109 47V46H108ZM111 47V46H110ZM112 47H113V44H112ZM111 47V48H112ZM76 48V47H75ZM99 50H98V49ZM103 48V47H102ZM107 48V47H106ZM121 48V47H120ZM128 48H130V46L128 47ZM140 48V49H139ZM141 48H144L143 50L141 49ZM150 48V49H149ZM186 48V47H185ZM188 48V47H187ZM137 49H139V51L137 50ZM152 49H153V53H152ZM72 50H76V49H71V51ZM80 50H82V49H80ZM108 50V49H107ZM110 51H111V49H109ZM113 50V49H112ZM126 50V49H125ZM130 50H131V48H130ZM155 50H157V51H155ZM77 51V52H78ZM87 51V52H86ZM94 51V52H93ZM106 51V50H105ZM186 51V50H185ZM76 52V53H77ZM126 51H124V53H125ZM130 51H128V53H129ZM132 52V51H131ZM130 52V53H131ZM134 53H132V55L133 54H135V50L133 51ZM144 52H143V55H145L144 54ZM103 53V52H102ZM127 53V54H128ZM142 53V52H141ZM154 53L156 54V55H154ZM157 53H158V55H157ZM87 56H86V55ZM96 54V53H95ZM94 54V57L95 56H98L97 54L95 55ZM118 54V53H117ZM122 54V57L123 58H119L118 56H120ZM186 54V53H185ZM237 54H238V52H237ZM107 55V54H106ZM132 55H130V56H132ZM139 55V54H138ZM138 55L136 54V56L138 57ZM142 55V54H141ZM80 56H82V55H80ZM125 56H126V54H125ZM129 58H130V56L129 55H127ZM148 56V55H147ZM147 56H146V58H147ZM148 56V57H149ZM153 56L154 57H156V59H155V62L153 63L152 61V59H153ZM73 57H76L77 58V60L76 59H74V61L76 60L77 62H78V64H76L75 65V63H76V61L74 62V61H72V63H70V59L72 60L73 59ZM85 57H87V58H85ZM121 57V56H120ZM133 57H135V55L133 56ZM79 58V59H78ZM136 58V57H135ZM187 58V57H186ZM138 59V58H137ZM139 59H140V57H139ZM148 59V58H147ZM149 59H150V57H149ZM130 60H136V59H134V58H130ZM129 60V61H130ZM146 60V59H145ZM140 61V60H139ZM142 61H143V59H142ZM141 61V62H142ZM146 61V62H147ZM250 61V60H249ZM140 62V63H141ZM144 62V61H143ZM69 63H70V66L66 69V70H64L63 68H66L68 65H69ZM83 63V64H82ZM138 63V62H137ZM75 66H80V67H75V70L74 71H70V70H72L71 68L72 67H74V65ZM131 64V65H130ZM234 64V63H233ZM238 64V63H237ZM140 65V64H139ZM234 65H236V64H234ZM129 66H132V67H134V68H130ZM137 66V65H136ZM145 68V67H144ZM148 69H149V71H148ZM232 70V68H230L229 67V70ZM230 70V72L231 73H233V71H235V72H237L236 70V67H235V69H233L232 71ZM75 72H78V74H76V75H72V73H75ZM247 72H248V70H247ZM135 75H136V72L134 73ZM246 74V73H245ZM252 74V72L249 74V76ZM138 75V74H137ZM136 75V76H137ZM247 75V74H246ZM254 74H252V76H253ZM248 76V75H247ZM248 76V83H250L249 81V79L250 78H252V76L251 77H249ZM176 77H178V78H176ZM256 77V76H255ZM255 77H253V78H255ZM67 78H68V81H67ZM133 78V77H132ZM137 78H140V77H138L137 76ZM180 78V79H179ZM134 79H135V77H134ZM133 79V80H134ZM246 79V78H245ZM140 80V79H139ZM138 80V81H139ZM142 80V81H143ZM253 80V79H252ZM60 81V82H59ZM180 81V82H179ZM254 82H255V79L253 80ZM68 83V85H66L67 83ZM134 82H135V80H134ZM134 82H133V84H134ZM143 82V83H144ZM136 83V82H135ZM145 84V83H144ZM231 84V83H230ZM233 84V83H232ZM238 85L236 86L237 88H236V91H238L237 92V94H235V93H233V94H231V95H234V96H237V97H239V95H240V91L242 92V89H240L241 87H240V85H239V83H237ZM60 85V84H59ZM64 85V84H63ZM151 85H153L154 87H152ZM174 85V84H173ZM49 86V87H48ZM174 86H176V85H174ZM74 87H75V89H74ZM82 87V88H81ZM180 87V86H179ZM36 89L38 88V92H40L39 91V86H37V87H35ZM61 87H59L58 86V90L60 89ZM83 88V89H84ZM130 88H132V87H130ZM143 88H144V85H143ZM172 88H174V87H172ZM171 88V89H172ZM31 89H34V90H31ZM53 89V88H52ZM76 89V90H77ZM133 89V88H132ZM232 89V88H231ZM234 89V88H233ZM238 89V90H237ZM49 90H47V91H49ZM54 90V89H53ZM53 90H50L51 92H49V93H53ZM55 90H56V88H55ZM54 90V92H56ZM57 90V92H60V91H58ZM79 90V89H78ZM93 90V89H92ZM92 90H90L89 92H91ZM147 90H149V88L147 89ZM146 90V87H145V91H147ZM150 90H149V95L151 94L150 93ZM162 90V91H161ZM169 90H170V88H169ZM235 90V89H234ZM240 90V91H239ZM43 91L45 92V90H42V92L41 93H43ZM61 91V92H62ZM86 91V90H85ZM129 91V92H128ZM131 91V92H130ZM135 91V90H134ZM230 91H232V90H230ZM235 91V92H236ZM36 92V91H35ZM35 92H31V93H33V94H35ZM56 92V93H57ZM73 92V93H72ZM87 92V91H86ZM95 92V93H94ZM93 93H94V95L95 94H97L96 96H94L93 94L92 95H90V97L89 98H94V97H97V96H99V99L100 98H102L100 95H98V93H96V91H94ZM152 92V91H151ZM154 93V94H156V95H154L153 93H152V96L150 95V97L152 98L153 96H157V93ZM31 93H28L29 95L31 94ZM55 93V94H56ZM72 93V94H71ZM92 93V92H91ZM129 93V94H128ZM132 93H133V95H132ZM145 94L147 93V92H144ZM165 94H167L168 93V91H166V92H164ZM163 93V95H165ZM239 93V94H238ZM47 94H48V92H47ZM51 94H49V96H47V97H49V98H47V97H45L44 95H46V93H44V99H49V100H51V98H52V96H51ZM54 94V93H53ZM73 94H74V96H73ZM86 95H88L87 93H85ZM90 94V93H89ZM104 94V95H103ZM29 95L27 96V97H29ZM130 95H131V97H130ZM148 95V94H147ZM146 95V96H147ZM31 96V95H30ZM34 96V95H33ZM57 96V95H56ZM61 94H60V96L59 97H63ZM92 96V97H91ZM160 96V97H161ZM167 96V95H166ZM51 97V98H50ZM74 97V98H73ZM84 97V96H83ZM86 97V96H85ZM84 97V98H85ZM88 97V96H87ZM148 97V96H147ZM149 97V98H150ZM154 97V98H155ZM159 97V96H158ZM25 98V99H24ZM32 98V96L30 97V99ZM58 98V97H57ZM56 98V99H57ZM70 98V97H69ZM154 98H152V99H154ZM163 98V97H162ZM22 99H24L22 102H20ZM29 99V98H28ZM34 99H35V97H34ZM52 99H54V98H52ZM60 99V98H59ZM64 99V98H63ZM62 99V100H63ZM66 98H65V101L67 100ZM80 99V98H79ZM78 99V100H79ZM95 99V98H94ZM93 99V100H94ZM97 99H98V97H97ZM105 99V98H104ZM156 99V98H155ZM32 100H33V98H32ZM32 100H31V102H32ZM41 100V99H40ZM55 100V99H54ZM53 100V102H55ZM83 100V99H82ZM103 100V99H102ZM102 100H100V101H102ZM106 100V99H105ZM35 101V100H34ZM33 101V102H34ZM57 101V100H56ZM104 101V100H103ZM102 101V102H103ZM120 101V102H119ZM25 102V101H24ZM30 102V103H31ZM48 102V101H47ZM64 102V101H63ZM68 102V101H67ZM106 102V101H105ZM29 103V104H30ZM37 103V102H36ZM61 103H62V101H61ZM113 103H115V101L113 102ZM112 103V104H113ZM118 103L115 105L114 104V106H117L118 105ZM125 103V102H124ZM15 104V105H16ZM31 104H35V103H31ZM105 104V103H104ZM103 104V105H104ZM108 104H109V102H108ZM17 105V106H18ZM28 105V104H27ZM70 105V104H69ZM71 105H73V104H71ZM111 105V104H110ZM110 105H109V107H110ZM23 106V105H22ZM24 106H25V104H24ZM24 106H23V108H24ZM29 106V105H28ZM33 106V105H32ZM105 106V105H104ZM21 107V106H20ZM20 107H17V108H19L20 109ZM68 107V106H67ZM100 107V106H99ZM106 107V106H105ZM120 107V106H119ZM122 107V106H121ZM94 108V107H93ZM103 107H101V109H102ZM106 108H108V107H106ZM16 109V108H15ZM19 109H16V110H19ZM27 109V108H26ZM32 109V108H31ZM33 109H35V108H33ZM32 109V111H34ZM76 109V108H75ZM78 109H80V108H78ZM77 109V110H78ZM96 109V108H95ZM97 109H98V107H97ZM100 109V111H103V110H101ZM112 109H114V111L115 110H119L120 111V109H115V107H113L112 106ZM123 109V108H122ZM121 109V111H123ZM21 110H24V109H22V107H21ZM68 110V109H67ZM20 111V110H19ZM26 111H28V110H25V112ZM36 111H37V109H36ZM65 111V110H64ZM82 111V110H81ZM93 111H95V110H93ZM93 111H91V112H93ZM105 111H107V110H105ZM110 111V110H109ZM113 111V110H112ZM110 112V113H115V112ZM119 111H118V113H119ZM242 110H240V112H241ZM244 111V110H243ZM242 111V112H243ZM9 112V113H8ZM16 112V111H15ZM68 112V111H67ZM90 112V111H89ZM90 112V113H91ZM239 112V113H240ZM10 113V114H11ZM20 113H22V111L20 112ZM27 114H28V112H26ZM26 113H25V116H27L26 115ZM30 113V112H29ZM39 113V112H38ZM71 113V111H69V113H68V115L70 116L71 115V117H69V118H72L73 117V114L74 113H72V114H70ZM76 113H79V112H76ZM75 113V115H74V119H77V118H79L80 116H79V114H81V113H79V114H76ZM86 113H88L87 111H86ZM93 113H95V112H93ZM106 113H108V112H106ZM110 113H109V115H110ZM24 114V113H23ZM84 114V113H83ZM82 114V115H83ZM92 114V113H91ZM98 114V113H97ZM96 114V115H97ZM99 114L103 117V115L101 114V112H99ZM104 114H105V112H104ZM111 114V116H113V118H114V116H115V114H113L112 115ZM120 114V113H119ZM118 114V115H119ZM242 114H245V112L244 113H242ZM1 115H3V114H1ZM8 115H9V117H8ZM13 115V114H12ZM16 115V114H15ZM15 115H14V118H15ZM18 115H22V114H18ZM66 115V114H65ZM81 115V116H82ZM99 115V116H100ZM108 115V114H107ZM204 115V114H203ZM193 116V118L195 119H193L194 121V125L193 126H195V133H196V140H193L192 141V145L194 146V153H193V155H192V164H193V166H191L192 168L190 169V172H188V173H186V176L188 177V180L190 181V183H199V182H203L204 183V186L203 187H205L203 190H204V192L203 193H205V202H204V204L202 205H200L198 208H196L195 210V214H197V216H198V213L200 214V212H205L206 211V209H207V206H210V205H212V200H216L217 201V203H219V202H221V200L220 199H223V201L224 202H226V203H228V205H227V209H228V211H231V212H234V213H236L237 215H246V214H248L250 211H252L256 206H258V204H260L261 202V199H264L263 198V196H264V185H260V183L257 181V179L258 178H256L257 176H255V175H253V169L256 167V161H255V157H256V154H255V152H253L252 150H251V148H252V146L256 143H258V144H261V145H263L264 146V127H263V124H261L260 126L262 127V128H260V130L258 131L257 129V132H258V134L256 133L255 135H254V132H253V129L250 127V126H252V122L255 120V119H253V116H248L247 115V113H246V115L247 116ZM240 115V114H239ZM4 116V115H3ZM23 116V115H22ZM78 116V117H77ZM88 116L90 117L91 115H89V113H88ZM99 116H96V117H98V119H99ZM111 116H109L110 118H112ZM116 116H117V114H116ZM121 116H122V113H121ZM17 117V116H16ZM28 117V116H27ZM31 117H32V115H31ZM38 117V116H37ZM75 117H77V118H75ZM109 117H108V119H109ZM20 118H23V117H20L19 116V118L17 117V119H15V122H13V123H10V124H13V125H15V123H17V122H19V120H20ZM91 119V121H93V123H96V124H99L100 122H95V121H98V120H93L94 119V117L92 118V117H90ZM105 118V117H104ZM116 118H118V120H119V116L118 117H115V119ZM10 119V120H9ZM19 119V120H18ZM33 119V118H32ZM40 119V118H39ZM38 119V120H39ZM42 119V118H41ZM83 119L85 120V119H88L87 118V116L86 117H84L83 118V116H82V118H80L77 122H79L80 120H82L83 121ZM114 119V121H116ZM121 119V118H120ZM253 119V120H252ZM2 120V119H1ZM16 120H17V122H16ZM26 120H27V118H26ZM28 120H29V118H28ZM27 120V121H28ZM69 120H71V119H69ZM89 120V121H90ZM102 120L103 119H101V122H102ZM111 120V122H113V120L112 119H110ZM22 121H24V120H22ZM26 121V122H27ZM31 121V120H30ZM81 121V122H82ZM87 121V120H86ZM88 121V122H89ZM21 122V121H20ZM42 122V121H41ZM41 122L39 123V124H41ZM80 122V123H81ZM23 123V122H22ZM35 123V122H34ZM34 123H33V125H34ZM38 123V122H37ZM45 123H46V121H45ZM84 123H87V122H82L80 125H84L85 126V124ZM90 123V122H89ZM88 123V124H89ZM105 123V122H104ZM103 123V124H104ZM115 123V122H114ZM261 123H263V122H261ZM10 124H8V125H10ZM21 124V123H20ZM25 124V123H24ZM24 124H21V125H23V126H25ZM70 124V123H69ZM91 124V123H90ZM89 124V126H91ZM116 124V123H115ZM13 125H11V126H13ZM16 125H19V123H17ZM30 125V124H29ZM37 125V124H36ZM35 125V127H37ZM74 125H76V124H74ZM87 125V124H86ZM6 126V125H5ZM4 126V127H5ZM43 126V125H42ZM99 126V125H98ZM100 126H102V124L100 125ZM118 126V125H117ZM120 126V125H119ZM248 126V127H247ZM2 127V126H1ZM0 127V128H1ZM7 128L9 127V126H6ZM16 126H14V127H9V128H12V132L14 131H16L15 133H14V135H17L16 133H18V135H19V133L20 132H18L17 131V128H15ZM18 127V126H17ZM20 127H22V126H20ZM26 127H28V126H26ZM25 127V128H26ZM93 127H94V125H93ZM14 128H15V130H14ZM19 128V127H18ZM23 128V127H22ZM40 128V127H39ZM38 128V129H39ZM41 128H43V127H41ZM40 128V129H41ZM45 128H46V126H45ZM33 129H35L34 127H33ZM37 129V130H38ZM39 129V130H40ZM49 129V128H48ZM209 129L211 130V131H209ZM246 129H249V131L250 132H253V135H250L251 137H249L248 135H245L244 136V130H246ZM7 129L5 128V131H6ZM10 130V129H9ZM8 130V131H9ZM29 130V129H28ZM206 130V131H205ZM252 130V131H251ZM11 131H9V133H10V135H11ZM22 131H26V132H28L26 129L25 130H22ZM21 131V132H22ZM203 131H205V132H203ZM208 131H209V133H208ZM237 131H242L243 132V134L240 136V137H237V135L235 134ZM1 132V131H0ZM23 132V133H24ZM25 132V133H26ZM33 132V131H32ZM34 132H37V131H35L34 130ZM42 132H44V131H42ZM42 132H41V134H42ZM47 132V131H46ZM208 133V134H205L204 135V133ZM246 132H248L247 130H246ZM9 133H8V135H9ZM12 133V134H13ZM2 134V133H1ZM22 134V133H21ZM20 134V135H21ZM26 134H28V133H26ZM30 134V133H29ZM35 134V133H34ZM40 134V133H39ZM40 134V135H41ZM5 135V134H4ZM3 135V136H4ZM8 135H7V138H8ZM43 135V134H42ZM45 135V134H44ZM208 135V136H207ZM212 135V136H211ZM12 136V135H11ZM23 136H25V134L23 135ZM31 136V135H30ZM30 136H26V138H30L31 139V137ZM39 136V135H38ZM248 136V137H247ZM1 137V136H0ZM13 137V136H12ZM17 137V136H16ZM20 138H21V136H19ZM36 137V136H35ZM42 137V136H41ZM40 137V138H41ZM215 138V139H213V138ZM217 137V138H216ZM5 138H6V135H5ZM10 138V137H9ZM14 138V137H13ZM12 138V139H13ZM39 138V137H38ZM210 138H211V140L213 139V140H215V141H209L210 140ZM1 139V138H0ZM14 139H16V138H14ZM18 139V138H17ZM22 139V138H21ZM25 139V138H24ZM85 139V138H84ZM91 139V138H90ZM89 138H88V140H87V142L90 140ZM33 140V139H32ZM31 140V141H32ZM40 140V139H39ZM38 140V141H39ZM81 140V139H80ZM7 141H9V143H10V140L8 139ZM19 141V140H18ZM26 140H22L21 142H25ZM29 141V139L27 140V142ZM1 142V141H0ZM16 142H17V140H16ZM20 142V143H21ZM46 142V141H45ZM81 142V141H80ZM79 142V143H80ZM83 142H84V140H83ZM86 142V141H85ZM84 142V143H85ZM90 142V141H89ZM3 143V142H2ZM1 143V144H2ZM39 143H41V142H39ZM93 143V142H92ZM122 143V142H121ZM5 144H7V143H5ZM5 144H2V145H5ZM17 144H19V142H17ZM22 144V143H21ZM42 144H44L43 142H42ZM81 144V143H80ZM11 146H12V143L10 144ZM24 145V144H23ZM27 145L28 144H26L25 146H26V148H27ZM32 145V144H31ZM45 145H47L46 143H45ZM85 146H83V145H81V146H83V147H86V146H88L89 147V149H90V147H91V151L90 152H93L92 151V149L94 148V147H92V145L90 146V144H88V145H86V144H84ZM98 145V147L100 146V144H97ZM117 145V144H116ZM5 146H7V145H5ZM5 146H3L2 148H4V149H6V147ZM11 146H8L7 147V149H9V147H11ZM17 145H15V147H16ZM25 146H22V148L23 149H25L24 147ZM34 146V145H33ZM44 146V145H43ZM52 146V145H51ZM77 146H79V145H77ZM115 146V145H114ZM123 146H125V144H123ZM127 146V145H126ZM19 147V146H18ZM32 147V146H31ZM41 147V146H40ZM47 147V146H46ZM46 147H44L45 149H46ZM88 147L86 148L87 150H89L88 149ZM98 147H96L97 149H99V148H101V146L98 148ZM14 145L12 146V149L10 150V151H12V150H14V149H17V147L16 148H14ZM21 148V147H20ZM29 148H30V146H29ZM34 147H32V149H33ZM47 148H49V144H48V147ZM109 148V147H108ZM120 148V147H119ZM124 149H122V151L124 152V150H126L127 148L126 147H123ZM6 149V150H7ZM41 149H43V148H41ZM52 149V148H51ZM95 149V148H94ZM113 149V148H112ZM121 149H120V152H122L121 151ZM33 150H35V149H33ZM46 150H48V149H46ZM83 150H85V149H83ZM103 150V149H102ZM2 152H3V150H1ZM8 151V150H7ZM15 152H17L16 150H14ZM30 151H32V150H30ZM42 151V150H41ZM43 151H45V150H43ZM42 151V152H43ZM78 151V150H77ZM96 152H98V151H100L101 152V154L103 153V151H101V150H95ZM115 151V150H114ZM128 151V150H127ZM14 152V153H15ZM22 152H24L25 153V151H22ZM40 152V151H39ZM39 152H37L38 154H39ZM42 152H40V154H42ZM47 152V151H46ZM80 152H82V151H80ZM86 152V151H85ZM89 152V151H88ZM89 152V153H90ZM95 152V153H96ZM105 152V151H104ZM122 152V154H124ZM4 153H10V152H3V154ZM32 153H34V152H32ZM83 153H84V151H83ZM109 153H111V152H109ZM108 152H107V154H109ZM115 153H116V151H115ZM126 153V152H125ZM2 154V153H1ZM2 154V155H3ZM8 154H4L5 156H7ZM11 154H13V153H11ZM26 155H27V153H25ZM35 154V153H34ZM37 154V155H38ZM92 154H94V153H92ZM121 154V153H120ZM121 154V156L123 157V155ZM3 155V156H4ZM15 154H13V156H14ZM19 155V154H18ZM20 155H21V152H20ZM42 155H44V154H42ZM84 155V154H83ZM83 155H82V157H83ZM111 155V154H110ZM126 155H129V152L126 154ZM10 156V155H9ZM23 157L25 156L24 154L22 155ZM21 156V157H22ZM30 156V155H29ZM28 156V157H29ZM90 156V155H89ZM113 158H115L113 155H111ZM110 156V158L111 159H113L112 157ZM120 156V155H119ZM12 157V156H11ZM11 157H9L8 159L10 160V158ZM16 157H18L17 155H16ZM27 157V156H26ZM37 157V156H36ZM39 157V156H38ZM43 157V156H42ZM47 157V159H48V157L49 156H46ZM88 157V156H87ZM94 157V156H93ZM116 157H117V155H116ZM128 157V156H127ZM126 157V158H127ZM130 157V156H129ZM128 157V158H129ZM3 158H5V157H3ZM84 158V157H83ZM85 158H86V156H85ZM92 157H90V159H91ZM99 158V157H98ZM218 158H222V159H224L225 161H226V163L228 162V166L225 168V169H220L219 167L220 166H218L217 165V159ZM7 159V158H6ZM20 159V158H19ZM19 159H15V157H14V160H18L19 161ZM27 159V158H26ZM25 159V157L23 158V160H26ZM30 158H28V160H29ZM38 159H40V158H38ZM42 159V158H41ZM89 159V158H88ZM97 159V158H96ZM116 159V158H115ZM115 159H113V161L115 160ZM122 159H124V158H122ZM0 160H1V158H0ZM27 160V161H28ZM32 160V159H31ZM49 160V159H48ZM86 160H87V158H86ZM117 160L118 159H116V162H117ZM130 160V159H129ZM5 161V160H4ZM3 161V162H4ZM10 161H12V160H10ZM17 161V162H18ZM35 161V160H34ZM39 161V160H38ZM42 161V160H41ZM45 161H46V159H45ZM54 161V160H53ZM52 160H51V162H48V163H51L52 164V162H53ZM87 161H89V160H87ZM98 161V160H97ZM125 162H127V159H125L124 160ZM217 161V162H216ZM1 162V161H0ZM14 162H16V161H14ZM12 163V164H14L15 165V163ZM21 162V161H20ZM78 162V161H77ZM76 162V163H77ZM86 162V161H85ZM91 162V161H90ZM89 162V163H90ZM92 162H93V160H92ZM95 162H96V160H95ZM130 162V161H129ZM214 162V167H212V163ZM8 164V166L10 167L11 165L9 164V161L8 162H5L4 164ZM22 163V162H21ZM36 163H37V165H38V162L36 161ZM40 163V162H39ZM48 163H45V165L46 164H48ZM79 163V162H78ZM82 162L80 161V164H81ZM84 163V162H83ZM88 163V162H87ZM87 164V165H85V166H89L90 164ZM98 162H96V165L99 167V163L97 164ZM119 163H120V161H119ZM119 163H117L118 165H119ZM133 163V162H132ZM131 163V164H132ZM4 164H3V166H4ZM6 164V165H7ZM20 164V163H19ZM28 164V163H27ZM32 164V163H31ZM42 164V163H41ZM54 164H55V162H54ZM84 164H86V163H84ZM121 164V163H120ZM263 164H264V158H263ZM17 165H18V163H17ZM24 165H25V163H24ZM33 165V164H32ZM35 165V164H34ZM49 165V164H48ZM77 165V164H76ZM75 165V166H76ZM95 165V164H94ZM93 165V166H94ZM123 165V164H122ZM122 165H120L119 167H121ZM2 166V165H1ZM0 166V167H1ZM22 166V165H21ZM26 166V165H25ZM36 166V165H35ZM40 166V168H41V166L42 165H39ZM54 166V165H53ZM59 167H60V165H58ZM58 166H57V168H58ZM79 166V165H78ZM91 166L90 165V167L91 168H96L97 166ZM14 167H16V166H14ZM13 167V165H12V168H14ZM18 168L20 167V166H17ZM80 167H82L81 165H80ZM90 167H89V169H90ZM126 167V166H125ZM127 167H129L128 166V164H127ZM3 168V167H2ZM37 168H38V166H37ZM70 168V167H69ZM72 168V167H71ZM76 168V167H75ZM75 168H72L71 170H73L74 169V171H75ZM87 168V167H86ZM85 168V169H86ZM7 170H8V168H6ZM5 168H4V171L6 170ZM27 169H28V167H27ZM30 169H31V167H30ZM42 169V168H41ZM45 169V167H44V165H43V169L41 170L42 172H43V170ZM48 169H49V172H50V170H52L53 172H56V173H59L60 172V169H59V172L57 171V169L55 170V168H54V170L52 169V168H50V165H49V167L47 168V170L46 171H48ZM78 169H79V167H78ZM83 169H84V167H83ZM83 169H82V172H83ZM88 169V170H89ZM98 169V168H97ZM125 169V168H124ZM129 169V168H128ZM11 170H13V169H11ZM15 170H17V169H15ZM19 170H21L22 172H23V169L21 168V169H19ZM33 170H34V168H33ZM33 170H31V172L33 171ZM38 170H39V168H38ZM71 170H67L68 172H70ZM77 170V169H76ZM80 170V169H79ZM87 170V169H86ZM92 170V169H91ZM122 170H123V168H122ZM127 170V169H126ZM3 170H2V172H4ZM29 171V170H28ZM65 171H66V169H65ZM85 171V170H84ZM93 171V170H92ZM92 171L90 172V170L88 171V172H86L87 174H88V178H89V176H91L90 174H92V179H93V173H92ZM95 171V170H94ZM93 171V172H94ZM97 171V170H96ZM123 171H125V170H123ZM1 172V173H2ZM7 172H9V171H7ZM7 172H6V174H7ZM10 172H14V171H10ZM18 172H20V171H18ZM25 172H27L26 170H25ZM40 172V171H39ZM47 172L46 174H50V175H52L51 177H53L54 175H55V173L54 174H52L53 172ZM81 171H79V175L77 174V173H75L76 174V176L74 177V180L71 182L69 179V177H66L67 175H68V173H64L63 171H61L60 173H63L64 174V178L65 179H68V180H66V181H68L67 182V184H68V186L69 187H72L71 189L73 190V188L77 185V183L80 181L81 182V178H83V176L82 177H80V173ZM90 172V173H89ZM98 172V171H97ZM96 172V173H97ZM126 172H128V171H126ZM5 173V172H4ZM21 173V172H20ZM20 173H19V176H20ZM38 173V172H37ZM37 173H36V175H37ZM59 173V174H60ZM70 173H72V172H70ZM69 173V175H71ZM84 173V172H83ZM95 173V174H96ZM216 173H219V174H217L216 175ZM6 174L5 175H3V174H1V175H3V176H6ZM13 174H16V171H15V173H13ZM18 174V173H17ZM22 174H25V173H22ZM27 174H28V172H27ZM45 174V175H46ZM63 174H60V177H59V179H58V177H56V175H55V178H57L58 180H61L60 178H62L63 179ZM74 174V175H75ZM85 174V173H84ZM126 175H127V177H128V175L129 174H127V173H125ZM12 175V174H11ZM26 175V174H25ZM24 175V176H25ZM39 175V174H38ZM50 175H47V177L48 178H51L50 177ZM68 175V176H69ZM13 176V175H12ZM18 176V177H19ZM33 176V175H32ZM78 176V179H75L76 177ZM21 177H22V175H21ZM34 177V176H33ZM42 177V176H41ZM46 176L44 177V178H47ZM14 177H12V179H13ZM15 178H16V176H15ZM25 178H27V177H25ZM32 178V177H31ZM80 178V179H79ZM84 178H85V176H84ZM83 178V179H84ZM87 178V179H88ZM91 178V177H90ZM3 179V178H2ZM18 179V178H17ZM23 180H24V178H22ZM28 179V178H27ZM34 179V178H33ZM43 179V178H42ZM42 179H41V181H42ZM54 179V177L49 181V183H50V185H54V184H52V183H54V181L56 180H53ZM64 179V180H65ZM83 179H82V181H83ZM14 180V179H13ZM20 180V179H19ZM23 180H21L22 182H23ZM48 180V179H47ZM46 180V181H47ZM85 181H86V178L84 179ZM223 180H225V181H227V185H223L222 183H221V185H220V182H222ZM3 181V180H2ZM2 181H0V183L2 182ZM17 181V180H16ZM33 181V180H32ZM43 181H44V179H43ZM42 181V182H43ZM46 181H45V183H46ZM61 181H63V180H61ZM60 181V182H61ZM65 181V182H66ZM70 181V182H69ZM85 181H83V182H85ZM90 181V180H89ZM126 181H128V180H126ZM26 182V181H25ZM27 182H29V181H27ZM56 183H57V181H55ZM59 182V181H58ZM83 182L81 183V184H83ZM14 183V182H13ZM13 183H12V185H13ZM16 183V182H15ZM31 183V182H30ZM35 183H36V181H35ZM34 183V184H35ZM63 183V182H62ZM69 183L71 184L72 183V185H69ZM76 184V185H74V184ZM85 183H87V182H85ZM91 183V182H90ZM17 184V183H16ZM40 184V183H39ZM38 184V182H37V185H36V187L39 185ZM42 184H44V182L42 183ZM46 184H48V182L46 183ZM61 184V183H60ZM59 184V185H60ZM79 185H81L80 183H78ZM120 184V183H119ZM119 184H118V186H119ZM2 185V184H1ZM0 185V186H1ZM15 185V184H14ZM45 185V184H44ZM59 185H54V186H57L56 188H57V190H56V188L53 186H51V187H49V188H53L52 190H56V191H59L58 190V188L60 189V191H61V186H62V184H61V186H59ZM74 185V186H73ZM121 185V184H120ZM128 185L130 186V181H129V183H128ZM128 185H126L125 184V186H126V188L128 187ZM16 186V185H15ZM40 186V185H39ZM38 186V187H39ZM46 186V185H45ZM49 186V185H48ZM65 186H67L66 184H65ZM83 186V185H82ZM86 186V185H85ZM90 186V185H89ZM89 186H88V188H89ZM117 186V187H118ZM122 186V185H121ZM121 186H119L117 189H119V188H121ZM4 187V186H3ZM31 187V186H30ZM77 188L76 189H74L73 191H79V188H78V186H76ZM80 187V186H79ZM16 188V187H15ZM44 188H46V189H49V188H47V186L46 187H44ZM62 188L64 189L65 187H64V185L62 186ZM68 187H66V189H67ZM83 189H84V186L82 187ZM116 188V187H115ZM123 188V187H122ZM129 188V187H128ZM10 189H12V188H10ZM8 190L9 192L11 191V190ZM13 189H14V187H13ZM12 189V192L15 190H13ZM32 189V188H31ZM45 189V191H48V190H46ZM66 189H65V191H64V194H65V196L69 193H66ZM70 189V190H71ZM117 189H115L116 190V192L118 191ZM124 189V188H123ZM123 189H121V190H119V192H117V193H121V192H125L126 191V189L123 191ZM7 190V189H6ZM18 190V189H17ZM39 190H40V188H39ZM42 191H44L43 190V188L41 189ZM40 190V191H41ZM50 190V189H49ZM54 190V191H55ZM68 190V189H67ZM71 190V191H72ZM81 191H79V193L81 192V193H83L84 191H82V189H80ZM128 190V189H127ZM1 191V190H0ZM3 191V190H2ZM7 191V192H8ZM26 191V190H25ZM44 191V192H45ZM55 191V192H56ZM70 191V193H71V195L70 194H68L69 196H76L77 197V194H78V196H79V193H77L76 191L74 192L76 195H74V193L72 194V192ZM121 191V192H120ZM15 192H16V190H15ZM18 192V194H19V191H17ZM17 192H16V194H17ZM22 192V191H21ZM29 192V191H28ZM33 192H37V190L36 191H33ZM62 192V191H61ZM60 192V194H62ZM2 193V192H1ZM4 193V192H3ZM23 193H25V192H23ZM39 193V192H38ZM43 193V192H42ZM54 193V192H53ZM57 193V195H54V198L57 196V199H58V205H59V200H61V198H62V195L61 196H59V193L58 192H56ZM80 193V194H81ZM7 194V193H6ZM9 194V193H8ZM13 194H14V192H13ZM26 194V193H25ZM28 194V193H27ZM26 194V195H27ZM30 194V193H29ZM44 194H46V195H48V194H52L51 193V191H50V193H43V195ZM63 194V195H64ZM87 194V193H86ZM85 194V195H86ZM4 196H5V194H3ZM31 195H32V193H31ZM30 195V196H31ZM53 195V194H52ZM84 194H81L80 196H82V197H85V196H83ZM6 196H8V195H6ZM11 196V195H10ZM9 196V197H10ZM36 196V195H35ZM59 196V197H58ZM67 197L66 199H68V198H70V197ZM80 196H79V198H80ZM2 197V196H1ZM0 197V198H1ZM38 197L40 198L41 197V195L40 194H38ZM45 197V196H44ZM47 197H49V196H47ZM61 197V198H60ZM74 197H72V199H74ZM81 197V198H82ZM5 198V197H4ZM12 197H10V199H11ZM14 198V197H13ZM12 198V199H13ZM20 198V197H19ZM18 198V199H19ZM22 198V197H21ZM20 198V199H21ZM30 199V197H28L27 196V198L26 199ZM41 198H43V197H41ZM52 196H51V199H52V201H53V199H54ZM78 198V199H79ZM15 199V198H14ZM50 199V200H51ZM56 199V200H57ZM72 199H70V200H72ZM208 199V200H207ZM1 200V199H0ZM3 200H5V199H3ZM3 200H1L2 201V203H3ZM16 200V199H15ZM32 200V197H31V199H30V201ZM48 200V199H47ZM46 200V198H45V202L47 201ZM50 200H48V201H50ZM64 200H65V197H64ZM64 200H62L63 202H65ZM80 200V199H79ZM14 201V200H13ZM11 202V203H14V202ZM21 201V200H20ZM29 201V202H30ZM35 201V200H34ZM37 201H39V200H37ZM36 201V202H37ZM52 201H50V203L52 204ZM62 201L60 202V203H62ZM75 202L76 201H78L77 200V198H76V200H74ZM94 201V200H93ZM263 201V200H262ZM16 202V201H15ZM26 202V201H25ZM28 202V203H29ZM55 202V203H54ZM53 203V205H57V202L56 201H54ZM69 202V204L68 203H65V205H63V206H65V207H69V205L71 206V207H73L72 205L75 203H72L71 201H68ZM72 203V205H71V203ZM80 202H82V200L80 201ZM80 202L78 201L77 203H79L80 204ZM97 202V201H96ZM23 203V202H22ZM21 203V204H22ZM32 203V202H31ZM31 203H29V204H31ZM34 203V202H33ZM40 203V202H39ZM42 203H43V201H42ZM41 203V205H42V207H44L46 204H47V206H45V211H46V209H47V212L49 211L48 209H49V207L51 206V204H48L47 202H46V204L45 205H43ZM83 203V202H82ZM91 203H93V202H90L89 201V205L91 204ZM99 203V202H98ZM200 203H201V201H200ZM15 204V203H14ZM35 204V203H34ZM33 204V205H34ZM64 204V203H63ZM68 204V206H66ZM78 204V205H79ZM87 204H88V202H87ZM100 204V203H99ZM17 205V204H16ZM25 205V204H24ZM24 205H22V206H24ZM33 205H31V206H33ZM36 205V204H35ZM57 205V206H58ZM62 205V204H61ZM60 205V206H61ZM81 205V204H80ZM84 205V204H83ZM101 205V204H100ZM10 206H11V204H10ZM9 206V207H10ZM18 206H20L21 207V205H19L18 204ZM38 206H40V204H38ZM49 206V207H48ZM77 206V205H76ZM97 206V205H96ZM96 206H95V208H96ZM15 207V206H14ZM25 207H29V206H25ZM48 207V208H47ZM65 207H63V209L65 208ZM75 207V206H74ZM85 207H87V206H85ZM94 207V206H93ZM98 207V206H97ZM13 208V206L11 207V209ZM22 208V207H21ZM33 209L35 208V207H32ZM32 208H28L29 210H31ZM40 209H39V211H42V209H41V207H39ZM51 208H52V206H51ZM51 208H50V211H49V215H51L52 216V214H53V212L51 211ZM54 208V207H53ZM52 208V210L54 211V209ZM56 209V212H57V207H55ZM59 208V207H58ZM67 208H65V209H67ZM79 208V207H78ZM15 209V208H14ZM20 209V208H19ZM23 209V208H22ZM27 209V210H28ZM73 209V208H72ZM75 209H77V208H74V212H75ZM82 210L84 209V208H81ZM87 210H89L90 208L88 207V208H86ZM98 209V208H97ZM16 210V209H15ZM17 210H18V208H17ZM26 210V209H25ZM24 210V211H25ZM96 210V209H95ZM0 211H2V210H0ZM6 211H8V210H6ZM34 211V213H35V210H33ZM58 211H60L59 213H61L60 215H59V213H54V214H57V215H59V217L57 216V218H60L61 219V217H63L62 216V214H63V212H61V211H64L65 212V210H62V208L60 209V210H58ZM68 211V210H67ZM4 212V211H3ZM13 212V211H12ZM15 212V211H14ZM44 212V211H43ZM42 212V213H43ZM47 212H45V213H47ZM51 212H52V214H51ZM72 212V211H71ZM76 212H78V211H76ZM86 212H88V211H86ZM85 212V214L87 215H89V212L88 213H86ZM90 212H92V211H90ZM1 213V212H0ZM28 213V212H27ZM38 213V212H37ZM69 213V211L67 212V214ZM81 214H82V212H80ZM21 214V213H20ZM23 214H25V213H23ZM30 214V213H29ZM31 214H33V213H31ZM40 214V213H39ZM38 214V215H39ZM44 214V213H43ZM48 214V213H47ZM47 214H45L44 216H45V220L47 221V219H49L47 222H46V224H47V227L48 226H50L51 224L50 223H53V222H51L52 220H54V219H56L57 221H58V219L57 218H55V215H53L52 217H50L49 215L47 216ZM66 213H64L63 215H64V217H66V216H68V215H70V214H68L67 215ZM84 214V215H85ZM202 214V213H201ZM1 215V214H0ZM5 215V214H4ZM15 215V214H14ZM34 216H35V214H33ZM42 214H40L39 216H41ZM74 215V214H73ZM73 215H72V217H73ZM77 215H79L78 213H77ZM2 216V215H1ZM24 216V215H23ZM32 216V215H31ZM33 216V217H34ZM43 216V215H42ZM61 216V217H60ZM71 216V215H70ZM196 216V217H197ZM4 217V216H3ZM15 217V216H14ZM19 217V216H18ZM63 217V218H64ZM69 217V216H68ZM68 217H66V219H70V217L68 218ZM194 218V224H195V226H200L201 224H202V217H200V218ZM32 218V217H31ZM50 218H52V220L50 219ZM54 218V219H53ZM27 219V218H26ZM34 219V218H33ZM36 219V218H35ZM41 219V218H40ZM44 219H41V222H42V220L44 221ZM60 219H59V221H60ZM65 219V218H64ZM4 220V219H3ZM2 220V221H3ZM6 220V219H5ZM55 220V221H56ZM71 220V219H70ZM69 220V221H70ZM74 220V219H73ZM32 221V220H31ZM36 221H37V219H36ZM54 221V223H53V225L54 226H57V225H59L58 223H56ZM63 221V222H62ZM62 223L63 224H65L64 223V220L62 219ZM66 221V220H65ZM69 221H67V226L69 225V223H72L71 221L69 222ZM75 221V220H74ZM6 222H7V220H6ZM18 222V221H17ZM23 222V221H22ZM38 222H39V219H38ZM60 222V223H61ZM69 222V223H68ZM3 223V222H2ZM18 223H20V222H18ZM23 223H26V221L25 222H23ZM49 223V224H48ZM86 223V222H85ZM88 223V222H87ZM89 223H91V222H89ZM27 224V223H26ZM37 224H39V223H37ZM41 224V226L43 225V223H40ZM15 225V224H14ZM19 225V224H18ZM29 225V224H28ZM71 225V224H70ZM70 225L67 227V229L69 230V229H73V228H69L70 227ZM72 225H73V223H72ZM88 225H90V224H88ZM12 226V225H11ZM40 225H39V229H40V227H41ZM62 226V224L60 225V226H57L56 227V229L57 228H62L61 227ZM91 226L93 227V225L91 224ZM13 227V226H12ZM45 226L43 225V228H44ZM47 227H45V230H46V228ZM65 226L63 225V228H64ZM75 227V226H74ZM90 227V226H89ZM91 227V228H92ZM16 228V227H15ZM19 228V227H18ZM37 228H38V226H37ZM42 228V227H41ZM66 228V227H65ZM11 229V228H10ZM25 229V228H24ZM50 229V231H49V233H50V235H49V233H47V230H49ZM53 227H49V228H47V230L46 231H44L45 233H47L49 236H44V235H38L39 237H41V236H43L42 238H44V237H46V241L48 240L47 238H49V240H50V238H51V235L54 233L53 232ZM67 229H65V233H62V229H61V234L63 235H67V236H64L63 235V238L65 239V238H67V237H69L68 235L69 234H67L68 233V231H67ZM8 230V229H7ZM23 230V229H22ZM26 230V229H25ZM37 230V229H36ZM51 230H52V232H51ZM60 230V229H59ZM58 230V231H59ZM64 230V229H63ZM73 230H75V229H73ZM76 230H77V228H76ZM75 230V231H76ZM87 230H88V227H87ZM14 231V230H13ZM70 231V230H69ZM75 231H73L74 232V235L75 236H73V238L75 237L76 238V234H78L77 232H75ZM12 232V231H11ZM27 232V231H26ZM42 232V231H41ZM56 232V231H55ZM64 232V231H63ZM67 232V233H66ZM71 232H72V230H71ZM70 232V233H71ZM78 232H80V229H79V231ZM83 232V231H82ZM24 233V232H23ZM31 233V232H30ZM58 233V235L60 234L59 232H57ZM76 233V234H75ZM44 234V233H43ZM46 234V235H47ZM61 234L59 235V236H61ZM73 234V233H72ZM80 234V233H79ZM57 235V237H55V239H53L54 240V242H55V240H61L62 239V241H64L63 240V238H61L60 237V239L58 238L59 236ZM71 235V234H70ZM12 236V235H11ZM23 236V235H22ZM32 236H34L33 234H32ZM80 236H82V234L80 235ZM80 236H78V237H80ZM7 237H8V235H7ZM30 237V236H29ZM35 237V236H34ZM38 237V238H39ZM54 237V236H53ZM78 237H77V241H78ZM10 238V237H9ZM27 239H28V237H26ZM37 238V241H38V243H39V240H41L40 238L38 239ZM74 238V239H75ZM12 239V238H11ZM29 239H31V238H29ZM45 239V238H44ZM44 239H42V240H44ZM81 239V238H80ZM2 240V239H1ZM6 240V239H5ZM13 240V239H12ZM57 240V241H58ZM70 240H72L71 241V243L72 242H74L73 244H75V241L73 240V239H70ZM24 241H25V239H24ZM27 241V240H26ZM28 241H30V240H28ZM33 241V240H32ZM37 241L35 242V245H36V243H37ZM51 241V240H50ZM65 241H66V239H65ZM64 241V242H65ZM23 242V241H22ZM42 242V244L45 242V240L44 241H41ZM41 242H40V247L41 246H43V245H41ZM53 242V241H52ZM61 241H59V242H55V244H54V246H57V247H59L60 248V246H59V244H62V243H60ZM67 242H69L68 241V239H67ZM49 243V241H47L45 244H48ZM59 243V244H58ZM70 243V242H69ZM68 243V244H69ZM5 244V243H4ZM26 244V243H25ZM31 244V243H30ZM29 244V245H30ZM57 244V245H56ZM64 244V243H63ZM23 245V244H22ZM28 245V244H27ZM33 245V247H31V248H33L32 250L33 251H35L34 250V248H35V246H34V244H32ZM39 245L37 244V247H39ZM48 245H50V244H48ZM47 245V246H48ZM79 245V244H78ZM31 246V245H30ZM71 246H73L72 247V249L74 248V245H71ZM20 247V246H19ZM23 247V246H22ZM29 247V246H28ZM50 247H51V245H50ZM66 247V246H65ZM76 247V246H75ZM80 247V246H79ZM27 248V247H26ZM43 248L45 249V246L44 247H42V249L40 250L39 248V252L40 253H42V250H43ZM52 248H53V246H52ZM28 249V248H27ZM37 249V248H36ZM48 249V247L46 248V250ZM62 249V248H61ZM67 249V248H66ZM72 249H70V250H72ZM22 250H23V248H22ZM45 250V251H46ZM48 250H51V249H48ZM53 250V249H52ZM51 250V251H52ZM57 250H58V248H57ZM63 250V249H62ZM65 250V249H64ZM69 250V251H70ZM74 250V249H73ZM76 250V249H75ZM79 250V249H78ZM77 250V251H78ZM33 251H32V253H33ZM50 251V252H51ZM68 251V250H67ZM20 252V251H19ZM26 252V251H25ZM31 252V251H30ZM58 251H56L55 253H57ZM28 253V252H27ZM26 253V254H27ZM77 253V252H76ZM80 253V252H79ZM20 254V253H19ZM22 254V253H21ZM46 254H49V252L47 253L46 252ZM46 254L44 255V254H42V257H43V255L44 256H46ZM69 255L70 254H72V253H68ZM81 254V253H80ZM29 255H30V253H29ZM40 255V254H39ZM61 255V254H60ZM76 255H78V253L76 254ZM27 256V255H26ZM48 256V255H47ZM56 256V255H55ZM54 256V257H55ZM59 256V255H58ZM57 256V257H58ZM71 256V255H70ZM73 256H75L74 254H73ZM20 257V256H19ZM23 257H25V256H23ZM31 257V256H30ZM51 257V256H50ZM56 257V258H57ZM78 257V256H77ZM79 257L81 258L82 256H80L79 255ZM78 257V258H79ZM26 258H29V257H26ZM25 258V259H26ZM45 258V257H44ZM62 258V257H61ZM66 258V257H65ZM64 258V259H65ZM72 258H74V257H72ZM43 259V258H42ZM50 259H52V258H50ZM55 259V258H54ZM59 259V258H58ZM76 259V258H75ZM112 259V258H111ZM47 260V259H46ZM69 260V259H68ZM81 260V259H80ZM113 260V259H112ZM31 261H32V259H31ZM39 261V260H38ZM41 261V260H40ZM59 261V260H58ZM60 261H62V259L60 260ZM110 261V260H109ZM116 261V260H115ZM67 262V261H66ZM69 263H71L70 261H68ZM73 262H75V261H73ZM20 263H22V262H20ZM25 263V262H24ZM33 263V262H32ZM111 262H109V264H110ZM115 263V262H114ZM113 263V264H114ZM26 264V263H25ZM40 264V263H39ZM42 264V263H41ZM46 264H48V263H46ZM54 264H55V262H54ZM63 264V263H62ZM66 264H68V263H66ZM74 264V263H73ZM107 264V263H106ZM116 264V263H115Z\"/></svg>",
    "mask_w": 264,
    "mask_h": 264
}]
</instances>
